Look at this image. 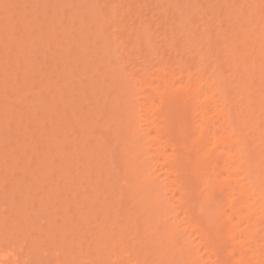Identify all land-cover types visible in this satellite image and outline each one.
<instances>
[{"label": "bare ground", "instance_id": "1", "mask_svg": "<svg viewBox=\"0 0 264 264\" xmlns=\"http://www.w3.org/2000/svg\"><path fill=\"white\" fill-rule=\"evenodd\" d=\"M4 1L8 3L9 0H4ZM100 1H102V0H98L97 2L95 0L94 1V2H96L95 4L92 1V3H91L92 5H90L89 7L91 8L93 6L96 9L98 7V9H97L98 11L96 12L95 9H94V11H95V13H99L100 18H101V19H99L100 21L105 17V19L102 20V22L104 21L103 23H99L98 22L99 25H100L99 29H101V30H99V29L98 30H99V33L103 36L102 41L105 39L106 42H108V44H110V45H108L104 41L105 44L101 45V47H103L102 51L103 50L106 51L105 53L110 51L109 53L113 56L112 57L109 54L107 58L111 59V57H112V59L113 58L115 59L116 56H117V53H114V51H116V49L118 50L119 45L116 46V48H114V46L111 45V44L117 45V43H120V41H118L119 38L117 40L114 39L115 36H117V35H119L121 33V36H122L120 38L121 42L125 38L126 40L123 41V42H126L125 44H127L128 46L130 44L129 41H131L132 43H133V41H135L134 39L131 40L132 39L131 36H133V32L135 33V31H134V29H132V30L129 29L131 26H134V24H135V27H136L135 30L137 29V31H136V33L134 35H137V40L135 41V43H136V45L138 47V50L140 48L141 51H143V48H145L146 51L145 52L143 51L142 53H146L147 52V54L146 55L141 54V55H143L142 58L140 57V55L136 56L138 58V60H135L136 57L133 56V55L131 56V54H130L131 57H135V59H133V60L136 61L137 63H139L138 61H141V63H140L141 65H142V63H144L143 64L144 68L143 67L142 68H138V70H137V67L139 65L138 64L137 67L135 66L136 67V70H135L134 65H136L137 63L135 62L136 64H134V63L132 64L130 62V59H125L126 56L124 55V52L125 51L128 52V49L125 47L126 49H124L123 52H120L122 50L120 48H119L120 49L119 52L116 51V52H118V54L119 53L121 54V55L119 54V56L121 58V61L117 62V63L121 64V67H120V65L116 66V67H117V69L119 71L123 69L122 70L123 74H119L118 73V76H117L118 77L117 79H119V80H120V78H122L119 81V82H122V83H118L117 82L121 86H119L120 88L118 90H116V91L118 93H120V96H122V99L125 97L122 100L124 102L122 103L121 99L117 98V95H116V96L111 97L112 99H109L110 102L108 100L109 105H106V106L107 107L109 106L108 107L109 112H108V110H106L107 108H103V107L101 108V106L99 107V109L101 108V110H103V109L106 110V112H108V115H110V114L112 115V117L110 116V119L112 118L114 126H112L113 130L111 132H113L112 134H114V133H116V134H115V136H111V137L112 138L116 137V139L114 138L115 141H113L114 139H112V142H114V146H113V144H112V146H113L114 149L116 147L115 152H114L112 146L110 144H108V142H110L109 139H111V137L108 135V134H110L109 131L111 129V127H110V125L108 123H107L106 127H105V125L99 127L100 124L97 121H94V123L96 122L95 125H93L91 123L92 124L91 127L88 124V127H90V129L92 128L91 130H93V131L96 130V132H98L97 131V126L99 125L98 129L101 131V133H103V135L101 134V138H100V139H103V142L100 141V139H99L100 142H98L96 144H93L96 141L94 139H92L93 143L91 142V144H93L94 147L89 145L90 142H88L89 144L87 143V141H89V140H85V139H91L92 138L91 136H89V138H88L87 135L85 134L86 137H84L85 139H83L84 143H82L83 141L80 140V138H78L81 141V146H82L83 150L87 149L86 153L89 154L91 152L92 155L96 159H97V157L99 158L98 161L95 159L96 163H97V164H95V166H97V167H94V165H93L92 167H94V169H92V171H95V170H97L98 172L100 171L99 173L97 172V174H95V175L99 176L100 178L102 177V178H101V183H100V180H98L99 178L98 179L94 178L95 180H98L99 183L96 182L95 180L93 181V179H90L91 183L90 182L86 183V181L87 182L89 181L88 179H89L90 176H92L91 174L93 173L92 172L90 174V172H91V168L90 167L92 165L91 161L93 160V158H91V155H89V156L85 155L83 153V151L80 152L79 153L80 155L82 153L84 155V156L81 155L82 157H84L85 159H88V157H90V159H92V160H90V159L86 160V163L88 164V166L87 165L85 166V164L83 163L84 166H82V168H84V167L87 168V169L84 168L85 170H83V171H82V168H81L82 164L80 163L81 164L80 165L81 169L79 168L80 169L79 171H81V172L77 171V174H76L78 178L74 174L75 179L77 178L75 181L77 182L78 186L77 185L76 186L74 185V186L77 187V188L79 186H82V188L86 186V188H88V189L84 188L85 189L84 190L82 188H79L80 191L78 189L75 190L77 193H75L74 190L72 189L73 192H74L72 194L73 197H74V199H73L74 201L72 203L70 202V204L75 205V203H76L78 205H75L74 209L72 208L73 210L70 209L71 207L69 209H67V207L65 206L66 207L65 208L66 212L64 210L63 213L65 212V215H68L67 212L72 210V212H76V213H74L76 215V219H79V218H77V215L80 212L79 210L81 208L79 206V204L84 202L82 204L83 207L81 208L82 209L81 213L83 212L82 213L83 217H80V219H79V221L82 220V222H79V223L80 224L82 223V225H83L84 220L88 221L89 218H90V217L87 216L88 215L87 214L88 207L92 204L91 207L94 206V208L93 207L92 208L95 209V206L98 203H97V201L95 202V200H97V199L94 200V198H96V197L100 198L102 196L101 197V201L102 202L101 201L99 202V200H98L99 204H101V205H99V204L97 205L98 206L97 207V209H98L97 211L98 212L94 211L95 213H92L91 212L92 210L91 211L89 210L91 212V214H90V212H88V213L91 215V217L93 218V221H94V218L98 217V214L96 215V213L100 214L101 213L100 211L103 210L102 214H104V215L103 216L100 215L102 217V218L100 217L101 218L100 222H103V221L105 222V219L107 220L108 217L111 216L112 213L111 214L109 213L111 211V212L114 213V215H115L114 218L115 219L112 218L113 216H111V220L107 221L106 223L103 222V224L101 223L102 225L106 224V226H103V227L100 226V228L97 227V228H99L101 230H99L98 232L96 231L97 233L95 235L97 237L95 235H93L94 240H92L91 242H89V240L87 239V237L90 239L91 234H88V232L87 233L86 232H84V233L78 232L77 233V231H76L77 229L76 230H72V228H70L73 232L75 231L74 235L77 236V237H75L77 240L79 238L81 242L87 244V246H86L87 249L86 250H88V252H89V254L86 253V254H84L82 256H80L79 253L75 252L74 258L77 259L78 256H80L79 259L80 258L81 259H80V262L78 264H264V0H243L245 2V4H244V2L242 0H238V1L237 0H230V1H232L231 3H234L235 1L238 2V4L235 2L236 4H234V5H232L230 3V1H229V4H228V0H227V4H226V0L223 1L224 4H221V3L217 2L216 3L217 6L219 4L220 7H221L219 9H222V7L231 8L230 6L237 5V6H235V8L232 7L233 9L231 8V9L228 10V8H227V13L226 14H224L226 8H223L224 12L223 13H222V11H220V12L222 14H224L225 18L222 15V17L220 19L221 21L219 20V22L221 24L222 21H224L225 19H227V21H228V19L235 17L236 21L234 22L235 19L233 20V22H234L233 24L237 23L235 25V28L232 27V26H228V25H230L232 23V19H231V21L229 20L230 24L227 23L226 20H225L224 21L225 23H223V24H225V26L223 24H221L219 26L218 21L215 24L214 23V18L216 17L217 19H219L218 17L221 16L220 15L221 13L218 12L219 9L212 10V8H213V5H212L211 6L212 8H210V10H211V12H210L211 15H210L209 8H206V6L205 7L202 6L205 3L204 4L202 3L200 5L201 2H204L203 0L202 1L201 0H196V2L194 1L196 4H199V5H197V7H199V9H200L199 14H200L201 17L203 16L202 19L204 21L202 20V24H200L197 27H194L195 29L194 28H193V30L191 29L192 31H190L191 32L190 34H191L192 38L194 37L193 40L190 38L191 41L189 40V38L188 39L184 38L185 35L190 37V35L188 34V31H187L189 29V27H187V26H189L188 23L185 22L187 24V26H183V27H181V24L178 25L179 21L182 23V21L180 19H182L184 17L183 14L186 11H184V9H182L183 7L181 8V6H182L181 0L180 1L177 0L181 4V6H179L177 4L178 8H180V9L177 8L178 11H175L173 9L171 12L172 13H173V11L175 12V14H174L175 18H178L179 21L177 19L175 20V18H174L173 19L174 24H173L171 21H169L167 19L166 20L169 21V23L173 24L174 26L177 23V25L174 27L176 29V33L178 31L177 29L180 28L179 29L180 32H181L180 36L184 38L185 42L182 40L183 38L181 40L179 39L180 36L178 38H177V36L174 37L175 39H172L173 37L170 38L171 35L172 36H175V35H173V33L171 32V28H173V27H171L169 23H167V24H169L170 29L169 28L167 29L165 27L168 30L169 33H166L167 30L165 31V29H163L165 31V32H163L164 36L163 37L160 36V35H163V34L160 33V31H158L160 33V35L157 36L156 32L154 31L157 28H155V29L153 28L154 25L157 24L155 22L157 20V18H156V16L155 17L153 16L154 18H152L150 16L151 14L148 13V12L145 15V13L142 12V10L144 9V7L142 5H141L142 8L140 7L141 10L139 8V10L136 9V11H135L134 10L135 8H133L134 12L135 13L137 12L136 14H130L128 12L129 16L127 18H130L128 20L131 21L132 24L130 22H128V20H127V22L130 23L127 26H130V27L129 28H125L122 31L121 30L118 31L117 27H119V25L121 26L122 22H123L122 20L125 19V18L122 17V15L120 13V10L123 9L124 7L121 8V6H120L121 9L117 10L119 16L121 15V17H120V20L122 21L121 22V21L118 20L119 17L117 18V21H116V16H118V14H115L116 9L115 8H110L113 5L112 6L111 5L108 6V4L113 3V2L121 4L122 1L121 0H105L107 3L103 1L104 4H102V2L99 3ZM142 1L144 2L145 0H142ZM163 1L162 0H150V2H149V0H147L146 2H148L149 4H151V2H152L154 5L155 4L156 5H161V4H163ZM214 1L216 2V0H214ZM241 1L243 2L242 5L244 4L243 6H241ZM5 2H2L3 5L0 3L2 5V6L0 5V9H1V7L2 8L4 7V3ZM31 2H32V0H31ZM56 2H58V0ZM59 2L62 3L63 0H62V2L59 0ZM85 2H86V0H85ZM143 2L141 4H144ZM160 2H162V3L158 4ZM187 2H189V1L186 0L184 3L187 4ZM34 3L36 4V2H34ZM63 3H67L68 4V2H63ZM89 3H90V0H89ZM124 3H127V2H124ZM131 3L133 4L132 0H131ZM138 3L139 2H137V4ZM165 3H167V2H165ZM172 3H173V1H172ZM172 3H171V0H170V7H168L169 11L172 8H174ZM54 4H56V3H54ZM54 4H52V7H53ZM57 4H59V3H57ZM67 4H65V5L67 6ZM99 4H101V5H99ZM137 4H135V6ZM149 4H146V5H149ZM225 4L227 6H224ZM76 5H77V3H76ZM125 5H122V6H125ZM131 5H130V7H131ZM152 5H150L151 10H153V8L155 7L154 5L152 7ZM174 5H175V2H174ZM47 6H50V5H47ZM63 6L64 5H62V8H63ZM165 6H169V3H167ZM200 6H201V8L203 7L202 9L205 8L206 10H209V11H203L200 8ZM19 7L22 8V6H19ZM19 7H17L16 9H18ZM127 7H129V6L126 5V8ZM62 8H60V9H62ZM99 8L100 9L102 8V9L99 10ZM116 8H118V5H117ZM236 8H238V9H236ZM14 9H15V7H14ZM22 9H24V8H22ZM58 9H59V7H58ZM106 9L110 10L109 11L110 13L107 12ZM114 9H115V11L113 12ZM155 9L156 8H154V11H155ZM188 9L190 10V8H188ZM8 10H10V9H8ZM8 10H6V11L9 13ZM27 10H28V12H30L29 10H31V9H27ZM55 10H57V8ZM103 10H104V12H103ZM20 11L18 10V12H20ZM53 11L54 10L50 11V13L53 12ZM67 11H66V13H68ZM74 11L75 10H73V14H75ZM31 12L34 13V9H32ZM35 12H36V10H35ZM58 12H60V11H58ZM84 12H83V14H84ZM87 12L89 13L90 11H87ZM141 12L144 14V16L140 14ZM151 12H153V11H151ZM155 12L152 13V14L155 15ZM160 12L163 13L162 11H160ZM193 12L195 14L196 11L194 10ZM212 12H213V14H212ZM60 13L61 14L65 13V10H64V12L62 10V12H60ZM91 13H94V12L91 11ZM104 13L107 14V16H105ZM122 13H123V11H122ZM159 13H158V15L160 17L161 13L160 14ZM172 13H169V14H172ZM208 13H209V15H208ZM217 13H219V14H217ZM6 14L7 13H4V15H6ZM10 14H12V12ZM10 14H8L9 19H11V17H12V15H10ZM24 14H26V13H23L22 16L25 17ZM80 14H81V12H80ZM102 14H103L104 17H102ZM187 14H188V12L185 13L186 16H187ZM190 14H191V16L188 14V16H190L188 18L185 16L186 17L185 19L188 22L189 21L191 22V20H192L191 18H194V17H192L193 13H190ZM215 14H216V16L214 17L213 15H215ZM69 15H71V14H69ZM108 15L109 16L111 15V18L108 17ZM174 15H172V16H174ZM217 15H218V17H217ZM227 15L229 16V18H228ZM231 15H233L234 17H232ZM48 16H50V15H48ZM81 16H82V14L80 15V17ZM211 16H213L214 18L211 17ZM8 17L7 18L5 17V19H8ZM24 17H23V19H24ZM27 17H25L26 20H27ZM35 17L38 18L40 16H38V15L36 16L35 15L34 18ZM65 17H66V20L69 18L68 20L70 22L71 21L74 22L77 19V17H74V16L73 17L76 18L75 20H73L74 19L73 17H71L72 19L70 18V16L68 17V15L65 16ZM80 17H78V18H80ZM90 17L94 18L92 16V14L90 15ZM107 17H108V19H107ZM145 17H151V19H153V20L156 19V20L153 21V22H155V24L153 22L151 23V19L150 18H145ZM163 17H165V16H163ZM63 18L61 19V21L63 20L62 22H64ZM109 18L112 21H110ZM30 19L32 20L31 17H30ZM94 19L93 20L91 19V21H90L91 26L95 25V23L94 24L92 23V21L95 22ZM106 19L109 20L108 21V22H110L109 25H112V23H114L112 25L113 27L111 26L112 28H114V30L116 29L115 31L111 30L112 34L114 33L113 35H111V32L108 31V30H110L109 29L110 26L108 25V22H106ZM187 19H189V20H187ZM35 20H36V18H35ZM52 20H53V18H52ZM68 20H67V22H68ZM161 20H162V17H161ZM21 21L22 20H20L18 23H16V25H13V26L17 27V24L19 25ZM44 21H46V20H44ZM84 21H87V19L84 18ZM115 21L116 22L119 21L121 24L117 25V23H115ZM145 21H146V23H145ZM147 21H149L150 23L147 24L148 23ZM75 22H78V21H75ZM75 22L74 23H70V25L75 24ZM124 22H125V25H122V26L126 27V24H128V23L125 20H124ZM190 22H189V24H190ZM25 23H26V26H28L27 24L29 22H25ZM164 23L163 22L160 23V26H161V24H164ZM48 24L46 23V25H48ZM90 24L87 23L88 26ZM4 25L6 26V24H4ZM8 25L9 24H7V26ZM20 25H23V24H20ZM31 25H33V27H36L34 25V22ZM44 25H45V23H44ZM51 25H52V23H51ZM68 25L69 24H67V26H65V25H63V26L70 28V25L69 26ZM96 25H97V23H96ZM96 25H95L94 29L97 27ZM5 26H3V27H5ZM26 26H25V28H22V26H20V27L23 30V29H26ZM39 26H41V25H39ZM106 26L109 27V28H106ZM156 26H158V25H156ZM221 26L225 27L224 30L221 29ZM77 27H78V24H77ZM79 27H81V25ZM79 27L77 28V30L79 29ZM142 27L144 28L143 30H142ZM9 28H10V26H9ZM40 28L41 27H39L38 31L40 30ZM87 28L89 30V27H87ZM174 28H173L172 31H175ZM227 28L228 29L231 28V30L229 29L230 30L229 31ZM2 29L6 30L4 28H2ZM18 29H17V31H18ZM106 29H108V30H106ZM10 30H11V28H10ZM32 30H30V31L27 30L28 31L27 35L29 34V32L31 33ZM44 30L46 31V29H44ZM77 30H74V31L77 32ZM82 30H84V29H81V31ZM88 30H85V31H88ZM90 30H92V28ZM214 30L216 31V33H214L215 32ZM17 31H16V33H17ZM20 31H21V29H20ZM40 31H39V33H40ZM59 31L61 32V29ZM59 31H57L58 34H59ZM74 31H70L69 30L68 33H70V32L76 33ZM101 31H102V33H101ZM106 31L108 33L110 32V35ZM7 32H8V29H7ZM49 32H50V29L47 31L46 34L45 33H44V35L42 34L44 36L43 40L45 38L48 39V37L46 36L47 34H48L49 37L52 36L51 33H49ZM118 32H120V33L116 35V33H118ZM195 32H197V35H199V37H200L199 38L197 36L199 38V39L197 38L198 40L197 39L195 40V34H196ZM68 33L64 32V34H60V36H63L62 38H65V37H67ZM83 33H85V32L83 31ZM192 33H193V35H192ZM10 34H13V32L11 31ZM24 34H23V36H24ZM55 34H56V31H55ZM85 34H88V33H85ZM92 34H94V33H92ZM100 34H99L98 37H101ZM167 34H170V36L167 35ZM31 35L29 37V40H32V42H33L34 40L30 39ZM34 35H35L34 39L37 38L36 37L37 34H34ZM78 35L77 36L80 37V34H78ZM60 36H59V38H60ZM69 36H71V35H68V37ZM96 36H94V37L96 38ZM108 36H112L111 39H109L110 37L108 38ZM159 36L162 39H160ZM213 36H215V37H213ZM7 37H8L9 40H11L10 39L11 36L7 35ZM55 37H57V36H55ZM81 37H83V35H81ZM94 37H92V38H94ZM218 37H220L221 39L222 38L224 39V44H223V42L221 43V41L223 39L222 40L221 39L217 40V43L220 40L219 41L220 43H218V45L220 46L219 51L217 49L218 47L217 46H216L217 48L215 47L216 44H214V41H215L214 39H217ZM85 38H87V36ZM112 38H113V40H112ZM157 38H158V40L160 39L159 40L160 42H162L164 44L166 43V45H165L166 47L163 46V49L164 48L165 49L160 52L161 53L160 54L161 55L160 59L158 58L159 52L157 51V48H158V50L160 49L159 48L160 44L156 40ZM8 39L5 38V40H8ZM52 39L53 38L50 37V40H52ZM99 39L100 38H98L97 41ZM169 39H171V41ZM21 40H24V38L20 39L19 43L23 42V41L21 42ZM48 40H47V44L51 43L50 40L49 41ZM58 40H61V39H58ZM84 40L86 41V39H84V38L79 39V41H80L79 42V46H80V43L84 44V42H85ZM186 40L188 41V43L186 42ZM72 41H73V38H72ZM81 41H83V42H81ZM100 41L101 40H99V42H97V43H99L98 44L99 46L102 43V42L100 43ZM182 41L184 42V44H187L186 47L184 46L185 50L184 49L180 50L179 48H177V47L181 46L180 42L183 45ZM24 42H25V40H24ZM73 42H70L72 44V47L76 43V45H74V47L75 48H77V47L79 48V46H77L78 41L74 42V43ZM114 42H117V43H114ZM39 43H41V42L39 41ZM52 43H51V45L54 47L55 41H54V45ZM144 43L146 44V46H145ZM29 44L30 43H28V46L25 45V47L27 46L26 50L28 49ZM33 44L36 45L35 43H32V45L30 44L31 47L34 46ZM47 44H46V46H47ZM86 44L88 45V43H85V45ZM141 44L143 46H145V47H143ZM148 44H149V46L151 45L149 48H148ZM10 45L12 46V44H10ZM42 45H43V41H42ZM44 45H45V43H44ZM64 45H66V42H65ZM93 45H94V43H92L91 46H93ZM121 45L122 44L120 43V46ZM222 45L223 46L225 45V46L223 47ZM241 45L243 46L242 49H241V47H238V46H241ZM20 46H23V50H24V45L21 44ZM37 46L40 47V45H37ZM46 46L43 47V48H45L47 50ZM94 46H96V45H94ZM112 46H113V48L115 50L112 48ZM131 46H133V45H131ZM141 46H142V48H141ZM236 46L239 49H236ZM48 47H50V46H48ZM80 47H83V45L81 44ZM106 47H108V49H107L108 51L106 49H104ZM109 47L112 48V50H110ZM17 48H19V47H17ZM54 48H56V47H54ZM61 48H62V46H61ZM70 48H71V45L69 46V48H67L68 50L66 49L64 51V54L67 53L66 51H69V50L72 49V48L71 49ZM225 48H226V50H225ZM40 49H42V48L40 47L39 50ZM45 49H44V51H45ZM60 49H57V50L59 52H61L62 50L60 51ZM63 49H64V47H63ZM81 49H83V48H81ZM216 49H217V52L213 51V50H216ZM223 49L225 51H223ZM55 50L56 49H54V53H55ZM85 50H87V49H85ZM220 50H222V51H220ZM236 50H238V51H236ZM31 51H32V49H31ZM48 51L50 53L49 49H48ZM51 51H53V49ZM184 51H186V52H184ZM187 51H189V53H192L193 56L189 57L191 54L187 53ZM23 52H26V51H23ZM23 52H21V53H23ZM70 52L71 51H69L68 54L71 55L73 51L71 53ZM79 52H80V54L81 53L84 54L85 51L82 52V50H79L78 53ZM211 52L213 54H211ZM214 52H215V54H214ZM19 53H20V50H19ZM62 53H61V55H62ZM93 53H91V50H90V55H92ZM50 54H48V55H50ZM52 54H53V52H52ZM115 54H116V56H115ZM138 54H140V53H138ZM54 55H57V53L54 54ZM54 55H51V56H54ZM86 55L84 54L83 56H86ZM164 55H167L168 57H166V56L164 57ZM68 56L66 54V57H68ZM75 56H77V55L75 54ZM75 56H73V54H72V57H75ZM80 56H82V54ZM186 56L188 57V60L186 59L187 58ZM54 57H56V56H54ZM78 57H79V54H78L77 58ZM184 57H186V58H184ZM147 58L149 59L148 61H146ZM197 59H198V61H197ZM61 60H63V59H61ZM71 60H72V58H71ZM84 60H83V62H84ZM153 60L154 61L156 60L154 64H156L158 66H156V65L154 66L153 65V63H152V62H154ZM157 60H158V62H157ZM67 61L70 62V59H67L66 62ZM159 61H161V62H159ZM27 62L28 61H26L25 63H27ZM78 62H77V64H78ZM59 63L61 65V61H59ZM86 63H85V65H86ZM92 63H95V61L92 60ZM158 63H160V64H158ZM17 64H18V62H17ZM28 64L31 65V63H28ZM68 64L69 63H67V65ZM62 65H63V63H62ZM62 65H61V67H62ZM72 65H74V64L72 63ZM34 66L36 67V65H34ZM65 66H66V64H65ZM82 66L84 67V65H82ZM96 66H98V65H96ZM129 66H133V68H132L133 70L129 69L130 68ZM17 67H18V65H17ZM80 67H81V64H80ZM99 67H101V66H99ZM0 68H1V70H3V71H1L2 74L6 72L7 68H5V70L2 69L1 66H0ZM3 68H4V66H3ZM9 68H13V67H9ZM19 68H20V66H19ZM37 68H38V66H37ZM48 68H50V67H48ZM55 68H57V65L55 66ZM58 68H60V66H58ZM111 68L112 67H110L109 69L111 70ZM120 68H122V69H120ZM46 69L47 68H45L44 70L46 71ZM72 69H73V66H72ZM87 69H88V66H87ZM15 70H17V69L15 68ZM61 70H63V67L61 68ZM61 70H60V73H61ZM78 70H76V71L78 72ZM38 71H40V70L38 69ZM53 71L55 72V70H53ZM72 71H74V69ZM54 72H53L52 75H54ZM88 72H89V70H88ZM114 72H115V74H117L116 71H114ZM114 72H112V73H114ZM16 73L17 74H15V75L13 74L15 79L17 78L15 76H17L19 74L18 72H16ZM43 73L45 74V72H43ZM68 73L70 74V72H68ZM79 73H80V71H79ZM226 74H228V75H226ZM20 75H22V73ZM42 75L43 74L41 73V76ZM48 75H49V73H48ZM48 75H46L47 78H50L51 76L50 75L48 76ZM5 76H7V75H5ZM26 76H27V74H26ZM26 76H24V77H26ZM80 76H81V74H80ZM119 76H121V77H119ZM20 77L22 78L23 75L20 76ZM20 77H19V80H20ZM32 77H35V76H32ZM36 77H38V76H36ZM83 77L84 76H82V78ZM54 78H55V76H54ZM58 78H60V76ZM61 78H62V76H61ZM15 79H13V80L16 81ZM40 80H42V78ZM22 81L25 82L24 80H22ZM38 81H39V79H38ZM46 81H45V84H46ZM86 81H85V83H86ZM17 82H19V81H17ZM32 82H34V81H32ZM0 84L3 85V83H0ZM24 84H26V83H24ZM24 84H21L20 88L22 87L21 89H23L25 91V89L23 88ZM26 85H28V84H26ZM63 85H64V83H63ZM61 87H64V86L61 85ZM98 87L99 86L97 85V89H96V87H93L92 90L95 88L96 90L99 89V91L102 92L103 91V87L102 88L101 87L98 88ZM46 88H48V86H46ZM65 88H67V87H65ZM116 88H118V86H116L114 89H116ZM1 90H7V89L5 88V89H1ZM96 90L92 91V92H95L93 94H96ZM43 91H44V89H43ZM48 91L47 92H46V90L44 91L45 93H47L46 96H49L50 92L54 91V90H48ZM5 92H7V91H5ZM40 92H42V91L40 90ZM69 92H71V90ZM86 92L87 91L83 92V94L86 93ZM38 93L39 92H37V94ZM54 93L55 92H53V94ZM73 93H70V94H73ZM5 94H7V93H5ZM5 94L2 93V96L5 95ZM39 94L41 95V93H39ZM55 95H57L58 97L55 96ZM55 95L54 96L57 97L56 100L54 99L55 97H52L53 98L52 102L54 103L55 107H59L60 108V106H61L62 108L65 109V111L63 110L62 112H64V114H67L66 113L67 112V108L66 107H68L69 104L66 106V104H64V102H63L64 99H62L63 98L62 96H65V95H63V93H61L60 91L57 94L55 93ZM77 95H79V94H77ZM84 95H88V94H84ZM17 96H18V94H17ZM50 96H52V92H51ZM89 96H90V94H89ZM4 97L6 99L9 98V97L7 98L6 96H4ZM82 97H83V95H82ZM91 97H92V95H91ZM18 98L20 99L19 101L17 99H15V98L14 99L17 100L20 103L23 100L22 99L23 97L20 98L18 96ZM25 98H27V97H25ZM59 98H61V99H59ZM68 98L70 99V97H68ZM73 98H74V96H73ZM89 98L90 97H88V99ZM9 99H11V98H9ZM65 99H66V97H65ZM76 99H77V97H76ZM78 99H80V98H78ZM96 99H95V101H96ZM25 100H27V99H24V101H22V102L24 103ZM37 100L40 101V97ZM51 100L52 99H49L48 101L50 102ZM106 100L107 99L104 98L102 103L105 102L104 104H106L107 103ZM111 100L114 103H116L115 102L116 100L119 101V104L116 103L117 106H116V104L113 105V106H114L115 109H116V107H118L117 108L118 110L119 109L121 110L124 107L123 111H121L124 114L121 115V113L117 112L118 110H115V109L113 110L112 109V104H110ZM0 101H2V99ZM6 101H8V100H6ZM10 101H9V103H10ZM13 102H16V101H13ZM44 102H45V100H44ZM93 102H94V100H93ZM1 103L2 102H0V104ZM19 103L16 104V105L22 106ZM68 103H69V101H68ZM82 103H81V105H82ZM96 103H97V105H98V103H100L99 102V98H98V101H96ZM91 104H94V103H91ZM2 105H4V104L2 103ZM120 105L121 106L123 105V107L120 108ZM10 106H12V103H11ZM14 106H15V104H14ZM32 106H34V105L32 104ZM47 106H49V105H47ZM102 106H103V104H102ZM55 107H54V109H55ZM2 108H3V106H2ZM76 108H78V107H76ZM79 108H81V107H79ZM109 108L112 111H110ZM71 109H72L71 110V114L72 113L75 114L73 108H71ZM92 109H94V108H92ZM2 110H4V108ZM5 110H7V109L5 108ZM124 110H127L126 113L124 112ZM8 111H9V113L8 114L6 113L7 115L6 114L5 115L1 114L2 112L0 113L1 115H3V117L1 119L4 118V120H5L6 116H7V118L8 117L9 118H11V117L14 118L13 116H11L12 109H11V111L8 109ZM29 111H31V110H29ZM32 111H34V108H33ZM90 111H88V112H90ZM106 112H105V115L107 114ZM34 113L35 114H39V113L41 114L42 111H40V112L35 111ZM48 113H49L48 115L51 118L50 112H48ZM51 113H52V110H51ZM57 113H59V112H57ZM26 114H28L29 116L28 115H25V116H28L29 118L32 117L28 112ZM55 114H56V112H55ZM86 114H83V115H86ZM8 115H10V116H8ZM16 115H18V114H16ZM35 116H40V115H35ZM35 116H33V117H35ZM19 117H21V115ZM33 117H32V119L30 118L31 121H33ZM41 117H42V115H41ZM44 117L40 118L41 119L40 122H39L40 125L43 126V124L47 123L46 124V126H47L48 123H49L50 126L49 125L48 126L53 128V125H51V122H49V120L45 123V121L47 120L48 116L46 118H44ZM74 117H76V116L74 115ZM9 118L6 119V124H7V121H10ZM27 118L25 117V121H26ZM42 119H43V122H41ZM71 119L73 120V118H71ZM75 119H74V121H77V118H75ZM84 119L86 121H88L85 117H84ZM110 119L108 120V118H107L106 121H109V123H110ZM15 120L17 122V119H15ZM96 120H98V117L96 118ZM36 122H37V120H36ZM89 122H91V121H89ZM19 123H20V121H19ZM27 123L29 124L31 122L28 121ZM39 123L37 122L36 126ZM75 123L77 124V122H75ZM75 123H74V127H75ZM84 123H87V122H84ZM4 124H5V121H4ZM55 124H56V122H54V125ZM103 124H105V122H103ZM32 125H35V123H33ZM44 126H43V128L46 129V127H44ZM70 126H69V128H70ZM49 127H48V129H49ZM80 127L82 128L83 126H80ZM85 127H87V125ZM85 127H83V128L85 129ZM114 127H116V128L114 129ZM38 128H39V126H38ZM62 128H61V130H62ZM20 129H22V128H20ZM23 129L25 131L28 130V128L27 129L23 128ZM74 129L72 127V129L70 131H68V132H71ZM76 129L79 130V127L76 128ZM24 130H22V131H24ZM46 130H44V131H46ZM19 131H21V130H19ZM79 131H81V129ZM28 132H30V131H28ZM52 133H53V131H52ZM81 133L84 134L83 132H81ZM85 133H87V132H85ZM0 134L1 135L3 134V132H1V130H0ZM36 134H38L37 131H36ZM39 134H40V132H39ZM90 134H92V136L95 135V136H93L95 138H97V136H99V133L97 135L94 134L93 132L90 133ZM46 135H49V134H46ZM71 135H73L72 137H74L75 133H73ZM23 136H25V138L29 137V136H26L25 134ZM77 136L79 137V135H77ZM77 136H76V138H77ZM108 136L110 138L109 139H105ZM19 137L22 138V136H19ZM32 137H33V135H32ZM0 138H3V137L1 136ZM82 138H83V135H82ZM105 140H108V141H105ZM116 140L119 141V142H117ZM1 141L2 140H0V142ZM47 141H48V139H47ZM60 141L61 140H59V142ZM50 142L52 143V141H50ZM68 142H71V141H68ZM116 142L118 144L115 145ZM49 143H47V144H49ZM100 143L101 144L103 143L102 145L104 147H105V144L111 146V147H109L110 150L111 149L113 150L112 152H109L111 155L108 153V150H107L106 147L104 148V151H101V150L97 149L98 147L101 149ZM119 143L121 145H119ZM20 144H22V142ZM20 144L18 146V149H19V147H21ZM44 144L47 145L46 143H43L44 147H45ZM61 144H62L61 145L62 149L66 147V144H65V147H63L64 146L63 143H61ZM68 144L71 146V143H68ZM49 145H51V144H49ZM73 145H74V143H73ZM78 145H79V142H78ZM117 145L119 147H117ZM54 146H52V147H54ZM23 147H25V146H23ZM48 147H47V150L49 149ZM25 148L21 149L20 151H22V152L25 151ZM54 148L58 149V150H61L60 146H59V148H56V146ZM68 148H69V146H68ZM27 149H28V147H27ZM55 149H53V150H55ZM91 149L92 150L95 149V150L92 151ZM116 150H118V153H117ZM121 150H122V153L124 155H122ZM32 151H35V148ZM88 151H90V152H88ZM97 151L98 152L101 151V152L100 153H96ZM16 152H17V150H16ZM62 152L64 153V151H62ZM29 153H30V151H29ZM42 153L43 152H41V154ZM59 153H61V151H59ZM114 153H116V154H114ZM104 154L107 155L106 156L107 159H105L106 157L104 156ZM32 155H34V153ZM32 155H30V156L32 157ZM37 155H35V156L38 157ZM76 155H78V152L76 153ZM100 155H103V156H100ZM117 155H118V157H122V158L126 157L127 158V159L124 158V160H122L121 158H120L121 160L119 159L120 161H124V163L126 165H124L122 162H117L116 163V161L114 160V157L118 160ZM30 156H29V158H30ZM57 156H59V154H57ZM60 156L61 157H66V156H63V155H60ZM23 157H25V156H23ZM47 157H49V156H47ZM55 158H57V157H54V158L52 157L53 160ZM38 159L41 160V158H39V157H38ZM62 159H60V160H62ZM75 159H74V161H75ZM80 159H82V158H80ZM108 159H110V160L108 161ZM125 159H126V161H125ZM28 160H27L28 162H26L28 164H25V166H24L26 168L23 167L26 171H23V170L20 169L21 173L19 171L15 173L16 169L14 170L15 174H18V173L19 174H23L22 176H24V177H20L19 180L22 181L21 183H23V181H24V183L26 185L23 184V186H25V187L27 186L28 183H26V179H25L26 174L24 172L28 173L29 169H27V167L30 168L29 166L32 165V162H30V159H28ZM36 160L34 159L33 161L37 162ZM56 160L57 159H55L54 161H56ZM70 160L73 161V158H70L69 161ZM76 160H79V158L76 159ZM105 160L108 161L107 164H111V165L114 164L113 165L114 167H112V168L109 167V166L108 167L110 169H115V170L117 169L116 172L117 173H118V171L120 172V173H118L119 176L115 175V174L113 176L112 173H114V171L112 172V170H109V168L107 167L106 163L104 165H105L106 169H108V171L106 170L107 172L102 173L103 176H101L100 173L102 171H105V169L102 170V167L104 168L103 162ZM17 161H21V160L17 159ZM64 161H65V159H64ZM82 161L85 162V160H82ZM99 161L102 163V165H101V163ZM114 161H115V163L117 165H115V163H113ZM30 163H31V165H30ZM39 163H40V161L37 162V164H38L37 167L38 168L41 166ZM46 163H45V161H43L42 164H44V165H42L40 168L44 169L45 165H46L45 168L46 167L48 168V166H50L49 165L50 163H48V162H46ZM59 163H60V161H59ZM92 163H95V162H92ZM118 163H120L123 168L121 166H119ZM14 164H16V163L14 162ZM20 164H18V165H20ZM69 164H67V165H69ZM52 165H53V163H51V166ZM60 165H62V164H59V166ZM73 165H76V164H73ZM73 165H71V168H72ZM116 166H118L119 168H122V169L125 168V170L122 171V169H121V171H120L119 168L116 167ZM4 167L5 166H2L3 169H4ZM19 167L21 168L22 166H19ZM34 167H36V166H34ZM56 167H54V168L56 169ZM65 167H67V166H65ZM68 167L70 168V166H68ZM99 167H100V169H99ZM69 168H67L68 173H69ZM77 168H76V170H78ZM33 169H35V168H33ZM58 169H59V167H58ZM58 169L57 170L52 169L53 171H49V173L54 172V171L57 172V171H59ZM35 170H39L38 172L41 171L40 169H35ZM74 170H75V168L73 169V171ZM22 171H23V173H22ZM44 171L45 170H43V172ZM62 171H63V169H62ZM11 172H13V170ZM14 173H11V175H13ZM29 173H32V170ZM29 173H28V175H30ZM49 173H48V175H50ZM57 173H52V174H57ZM59 173L57 175H59ZM108 173H109V175H108ZM126 173H128V174H126ZM45 174H47V172ZM72 174H73V172H72ZM57 175H56V178H57ZM87 175H88V177H87ZM111 175L114 178L115 177H117V178L120 177L119 181H121V182H117L116 183L115 180H117V178H115V179L113 178V180H114L113 181L110 178ZM62 176H63V178H61L60 180L64 179L65 177L70 176V174L66 175V176H64V174H62ZM82 176H85V177H82ZM104 176H106L107 179H103ZM130 176H132V177H130ZM93 177H94V175L92 176V178ZM59 178H60V176H59ZM85 178H86V180H85ZM126 178H127V180L129 182H125ZM1 179H2V177L0 178V180ZM7 179H9V178H7ZM23 179H25V180H23ZM71 179H73V178H71ZM78 179H79V181H78ZM109 179H110V181L111 180L113 181V182L111 181V183H113V184L110 183ZM19 180H17V181L19 182ZM80 180H81V184H78V182L80 183ZM1 181H3V182L0 183V186H1L0 189L2 191V192L0 191V193H1V195H2V193L5 195L6 192L4 191V189L6 188L5 186L7 184L5 186L3 184L6 183V181L8 182V180L4 181V179H3ZM17 181L15 182L16 184H18ZM69 181H72V180L69 179ZM92 181L94 182V184H96L97 187L93 186V188H92V185H94L92 183ZM10 182H9V184H10ZM37 182L39 183V181H37ZM72 182L74 183V181H72ZM76 182H75V184H76ZM114 182L116 184H114ZM31 183L35 184L34 181L31 182ZM57 183L60 184V181L57 182ZM65 183H66V181H65ZM59 184L56 185L58 187L56 190H59V188H60ZM71 184L69 183V185H71ZM86 184L87 185L90 184L91 187L90 186L87 187ZM19 185H21V184H18V186ZM50 185H52V184L50 183ZM61 185H63V184H60V186ZM98 185H100V186H98ZM28 186H30V185H28ZM65 186H67V185H65ZM65 186H64V188H65ZM37 187H39V186H37ZM44 187H46V186H44ZM49 187H51V186H49ZM53 187H55V186H53ZM94 187L96 188V190H95ZM16 188H18V187L16 186ZM16 188H15V191H16ZM19 188H20V186H19ZM68 188H69V186H68ZM68 188H67V190H68ZM26 189H28V187H26ZM13 190H12V194H13ZM19 190L22 191L21 188ZM30 190L31 189H29V191ZM56 190H55V192H56ZM82 190L85 191L84 193H86V191H89L90 193H97V195L93 194L91 196L90 195H86L85 196V194H82L81 196L84 195V197H86L87 199L88 198L91 199V200L88 199V200H85V201H84V197H81V198L79 197L78 198V197L74 196V194L75 195H77V194L79 195V193L80 194L83 193ZM104 190H106L105 191L106 194L104 193ZM44 191H45V189H44ZM52 191H54V189H52ZM95 191H97V192H95ZM27 192L26 191L23 192L24 194L26 193L24 196H26V195L28 196ZM46 192H47V190H46ZM116 192H117V194H116ZM70 193H72V192H70ZM70 193H69V195H71ZM90 193H88V194H90ZM112 193H114L113 194L114 197L111 196ZM124 193H125V195H124ZM127 193H129L130 196ZM103 194H104V196L105 195L106 196L109 195V196H107L108 197L107 200H109V203L111 205L113 204L112 205L113 208L111 207V205L108 203L107 200L106 201L104 200V199H106V197H104ZM126 194L128 195V197H127ZM7 195H8V193H7ZM14 195H17V193L13 194L11 196L14 197ZM47 195H49V194H47ZM47 195H46V197H47ZM24 196L22 195V197H20V199L21 200L24 199ZM27 196L23 200V203H25L27 201V199H26V198H28ZM29 196L32 197V195H29ZM0 197H2V196H0ZM13 197L11 198L12 201H14L16 196L14 197V199H13ZM44 197H45V195H44ZM73 197H71V199ZM90 197H92V198H90ZM123 197H127L128 199L131 197L130 200H129V204L130 205L126 204V205L123 206V202L124 201L128 202V199L125 198L126 199L125 200ZM9 198H10V196H9ZM33 198H31V199L33 200ZM55 198H57V196ZM76 198L83 199V200H81L82 202L79 201V203H78L77 201L75 202ZM18 200H19V198H18ZM42 200H44V199L42 198ZM53 200L56 201L55 199H53ZM116 200H118V203L116 202ZM33 201H35L36 202L35 204H37L36 200H33ZM45 201L46 200H44V202ZM54 201H53L52 205H57V204H54ZM87 201L88 202L90 201V202L88 203ZM86 202L88 204H90V205H88ZM119 202H120V204H119ZM15 203H16V201H15ZM21 203H22V201H21ZM55 203H57V202H55ZM17 204H19V202ZM35 204H32V205L34 206ZM39 204L40 203H38V205H36V206L39 207L40 206ZM93 204H96V205H93ZM25 205H26V203H25ZM27 205H28V203H27ZM47 205H49V204H47ZM108 205H110L109 207L112 208V209L109 208L110 209L109 211L107 209ZM36 206H34V207L37 209L38 207H36ZM42 206H43V204H42ZM44 206H43V209H44ZM78 206H79V208H78ZM126 206H129V207L126 208ZM3 207H4V204L1 203V205H0V211H1L0 212V217L3 216L2 218L4 219L10 213L7 212V215H3L2 213H5V210H4L5 208L3 209ZM16 207H17V205H16ZM75 207H76L77 211H75L76 210ZM86 207H87V209H86ZM20 208L21 207H19V209ZM40 208H41V206H40ZM40 208L38 209L39 212L42 211V210L40 211ZM47 208L48 207H46L45 209H47ZM53 208H56V206H54ZM63 208H64V206H63ZM83 209H84V211H83ZM104 209H105V211L107 210L106 213H104L105 212ZM3 210H4V212H2ZM56 210H58V209L56 208ZM56 210H55V212H56ZM6 211H8V209ZM18 211H20V210H16V212H18ZM57 212H59V211H57ZM57 212H56V214H58ZM42 213H39V214H42ZM18 214H19V221H18L17 217H16L17 219H15V220H17L19 223L15 221L18 224L17 225L15 224L16 226L14 225V227L10 228V229H12V228L14 229L15 228L14 230L16 232L19 231L23 227V225L25 227L27 226V224H28L27 220L30 221V220L34 219V217H32V219H30L29 217L26 218V216H28V215L25 216V214H22V213H19V212H18ZM69 214L71 215L70 212H69ZM109 214H110V216H109ZM75 215H72L71 217L70 216L69 217L66 216L67 218H65L63 216V218H65V221H67V223L65 222V224L68 225L69 221L72 218H74ZM92 215H94L95 217L92 216ZM9 216L11 217L12 215H9ZM9 216H7V218H6L7 220L9 218ZM43 216H42L41 220L43 219ZM36 217H37V215L35 216V218ZM120 217H123V219L120 220ZM2 218H1V220H2ZM38 218H40V216ZM6 219H4L2 221L0 220V226H3V229H5V224L7 225V222H8V221H5ZM56 219H60V218L56 217ZM53 220H54V218H53ZM96 220L97 219H95V221ZM61 221L64 222V220H61ZM72 221H73V219L71 220V222ZM76 221H78V220H76ZM12 222H14V220ZM100 222H99V224H100ZM89 223H88V225H89ZM73 224H74V222H73ZM75 224L77 226L78 223L75 222ZM29 225L31 227L30 222H29L28 226ZM64 225H63V227H64ZM69 225H70V223H69ZM90 225H89V227H90ZM20 226H22V227H20ZM17 227H19V228H17ZM53 227H55V226H53ZM61 227H62V225H61ZM63 227L62 228L58 227V229L60 228L62 230ZM70 227H75V225L74 226L70 225ZM65 228L66 227H64V230H65ZM77 228L79 229L80 226L77 227ZM83 228H84V226H83ZM3 229L0 228V264H28L29 263L28 262V258H30V257L26 258L25 260H22L19 257V255L22 253L21 251L26 248L24 246V245H26V243L24 244V242H22L18 246V248L5 247L4 244L6 243L7 236L9 237V235H7V234L13 233L14 230H13V232L6 233ZM24 229L25 228H22V231L26 230V229L25 230ZM33 229H34V231H37L39 228L36 229V228L32 227L31 230H33ZM52 229L53 228H52V224H51L49 230L51 231ZM54 229H57V227L54 228ZM58 229H57V231H58ZM60 229H59V231H60ZM67 229H69V228H67ZM10 231H12V230H10ZM54 231L56 233H59L56 230H54ZM20 232H21V230L19 231V233ZM42 232H43V230H42ZM4 233H6V234H4ZM21 233H23V232H21ZM87 234L89 236H87ZM39 235H41V234H39ZM5 236H6V238H5ZM47 237L49 238V236H47ZM9 238H13V237H9ZM73 241L76 242L75 240H73ZM87 241L90 244L87 243ZM51 243H52V245H50V247H52V249L55 250L54 254H56L58 252L55 255V257H57L59 259V256H61V253H62V256H64V254H63L64 252H62V250L64 251L63 246L61 244H59V246L60 245L61 246L59 247L60 250H58V246L57 245L55 246V242L51 241ZM29 247L33 248L34 245L32 244ZM56 247H57V249H56ZM33 253H35V252H33ZM74 261L75 260L72 261L73 263H71V261H70L69 264H74ZM76 262H75V264H76ZM57 263L59 264V260L55 264H57ZM60 264H62V263H60Z\"/></svg>", "mask_w": 264, "mask_h": 264}, {"label": "rangeland", "instance_id": "2", "mask_svg": "<svg viewBox=\"0 0 264 264\" xmlns=\"http://www.w3.org/2000/svg\"><path fill=\"white\" fill-rule=\"evenodd\" d=\"M36 2V4L34 3V2ZM55 0H32V2H31V0H9L8 1V3L7 2H5L4 0H1L0 1V3L2 4V2H5L4 3V7L2 8L1 7V9H0V66L2 67V69H4L5 70V68H7L6 69V72L5 73H3L2 74V72L1 71H3V70H1V68H0V83H3V85L2 84H0V88L1 89H7V90H1L0 91V100L2 99V101H0V102H2L4 105H2V103L0 104V109L2 108V106H3V108H4V110H0V113L1 114H3V115H5L6 113L8 114L9 113V111H8V109L11 111V109H12V114H11V116H13L14 118H9V120L11 121H7V124H6V119H8L7 118V116L5 117L6 119L4 120V118L3 119H1L2 117H3V115H1L0 114V130H1V132H3V134L1 135L3 138H0V140H2L1 142H0V169L2 168V166H5L4 167V169L2 168L1 170H0V178L2 177V179L1 180H3L4 179V181H6V180H8V182L6 181V183H4L3 185L5 186L6 184V188L4 189V191L6 192V196L2 193V195H1V193H0V196H2V197H0V205H1V203H3L4 204V207H3V209L5 210V213H2L3 215H7V212H9L10 214H8L7 216H9V215H12L11 217L9 216V218H8V220L6 219L7 218V216H6V218H4V219H6L5 221H8L7 222V225L5 224V229H3V226H0V228L1 229H3L6 233H8V232H13V230L15 229H10L11 227H14V225L16 224H18L19 222V214H18V212L19 213H22V214H25V216L26 215H28V216H26V218L27 217H29L30 219H32V217H34V219H32V220H27L28 221V224H29V222H30V224H31V227H30V225L28 226V224H27V226L25 227L24 225H23V227L22 226H20V227H22V228H25L24 230L25 231H22V228L20 229L21 230V232H23V233H19V231H15L14 230V232L13 233H10V234H7V235H9V237H13V238H9L8 236H7V240H6V243L4 244L5 245V247H10V248H18V246L22 243V242H24V244L26 243V245H24L26 248L24 249V250H22L21 252V254L19 255V257L22 259V260H25L26 258H28V257H30V258H28V264H55L56 262H58V260H59V264L60 263H62V264H69V262L71 261V263H73L72 261L73 260H75L74 261V264H75V262H76V264H78L79 262H80V259H79V257L80 256H82V255H84V254H86V253H88L89 254V252H88V250H86L87 248H86V246H87V244H85V243H83V242H81L80 241V239L78 238V240L75 238V237H77V236H75L74 234H75V231L73 232L72 230H76L77 231V233L78 232H82V233H84V232H88V234H91V236H90V239L87 237V239L89 240V242H91L92 240H94V237H93V235H95L99 230H101V229H99L100 228V226H106V224L105 225H102L103 224V222H100L101 220V216H103L104 214H102V211H100L101 213L99 214V213H96V215L98 214V217H96V218H94V221H93V218L91 217V212L92 213H95L98 209H97V205L99 204V202L101 201V197L99 198V197H96V198H94L93 196V198H94V200L95 199H97V200H95V202L97 201V205L96 204H93V205H96L95 206V209H93L94 208V206H92L91 207V205L90 204H88L87 202V204L88 205H90L89 207H88V212H90L91 210V212H90V214L87 212V216L88 217H90L89 218V220L88 221H85L84 220V222H83V225H82V223L80 224L79 222H82V220H80L79 221V219H80V217H83V215H82V213H81V211H82V207H83V203H81V204H79V206L81 207L80 208V212L78 213V215H77V218H79V219H76V215L74 214V213H76V212H72V210L74 209V206L75 205H78V204H76L75 203V205H72V204H70V202L72 203L74 200V197H73V193L75 192V193H77L75 190H79L80 191V189L79 188H82V186H79L78 188L77 187H75L76 185H77V182L75 181L78 177H77V171L78 172H81V171H79L81 168H82V166H84V164H85V166L87 165L88 166V164L86 163V160H88V159H90V157H88V159H85L84 157H82L81 155H83V153L85 154V155H87V156H89V155H91V158H93V160L92 159H90V160H92L91 161V172H90V174L93 176L94 175V177L92 178V176H90L89 174V181L87 182L86 181V183H91V180L90 179H93V181L95 180L94 178H96V179H98V180H100V183H101V178L99 177V176H97V175H95V174H97V170H95V171H92V169H94V167H97V166H95V164H97L96 163V160L98 161V157H97V159L92 155V153L90 152V151H88V152H90L89 154L88 153H86L87 151V149L85 150H83V148H82V146H81V141L80 140H82L83 141V139H85L84 137H86V135H87V137L89 138V136H91L92 138L91 139H85V140H89V141H87V143L88 142H90V144L89 145H91V146H93V144H96V143H98V142H100V141H102L103 142V139H100L101 138V134L103 135V133H101V131L98 129V126H97V131L98 132H96V130L95 131H93V130H91L90 129V127L92 126V124L93 125H95L96 124V122L94 123V121H97L99 124H100V126L99 127H101V126H103V125H105V127H106V125H107V123L110 125V127H111V129H110V131H109V133L110 134H108L107 132V134L111 137V136H115V134L116 133H114V134H112L113 132H111L112 130H113V127L112 126H114V123H113V120H112V118L110 119V116L112 117V115L110 114V115H108V112H109V110H108V107L106 106V105H109V103H108V100L109 99H112L111 97H113V96H116L117 95V98H119V99H121V102L123 103L124 101H122L123 99H122V96H120V93H118L116 90H118L120 87L119 86H121L120 84H118V83H122V82H119L122 78H120V80L119 79H117L118 77V73L119 74H123V72H122V68H120V69H122V70H118L117 69V67L116 66H119L120 65V67H121V64L120 63H117V62H119V61H121V58H120V56H119V54H118V52H119V50L120 49H122L120 52H123V50L124 49H128V52L127 51H125L124 52V55L126 56V58L125 59H130V62L133 64H136L137 62L136 61H134L133 59H135V57L136 56H139L140 55V57L142 58L143 57V55H141V54H144V55H146L147 54V52L146 53H142L143 51L145 52L146 50H145V48H143V51H141V49L139 48V50H138V47H137V45H136V43H135V41L137 40V35H134L135 33H136V31H137V29L135 30V24H134V26H127V25H129L130 23L132 24V22L131 21H129L128 19H130V18H127L128 16H129V13L130 14H136L135 12H134V10L136 11V9H138L139 10V8L141 7L142 8V6L144 7V9L142 10V12H144L145 13V15L147 14V12L148 13H150L151 15V17L152 18H154L155 16H156V18H157V20L156 19H154V20H156L155 22L157 23V24H155V22H153L154 20L153 19H151V17H145V18H150L151 19V23L153 22L155 25H154V29L155 28H157L156 30H154L155 32H156V35L158 36V35H160V33L161 34H163V35H160V36H164V33L163 32H165L168 28L170 29V26L171 27H175L176 25H177V23H176V25L174 26L173 24H174V22H173V19L175 18V12L173 11V13L171 12L173 9L175 10V11H178V9H180V8H178V5L179 6H181V4H182V6H181V8L182 9H184V11H186V12H184V17L182 18V19H180L181 21H182V23L178 20V18H175V20L177 19L178 21H179V23H178V25L179 24H181V27H183V26H187V24L186 23H188V25L189 26H187V27H189V29L187 30L188 31V34L190 35V37L189 36H186L185 35V39L187 38H189V40L191 41V39L193 40V38H192V36H191V32L190 31H192L193 30V28L194 27H197V26H199L200 24H202V18H203V16L201 17L200 16V14H199V11H200V9H199V7H197V5H199V4H196L195 2H196V0H187V1H189V2H187V4L186 3H184L186 0H181V4H180V2H178V1H180V0H171V3H172V1H173V3H172V5H173V7L174 8H170L171 10L169 11V8L168 7H170V0H162L163 1V4H161L162 2H160V3H158V4H161V5H154L152 2H151V4H149L148 2H146L147 0H145L144 2L142 1V0H132V2H133V4L131 3V0H121L122 2H121V4L119 3H116V2H113V3H110V4H108V6L109 5H113L112 7H110V8H115L116 9V12H115V14H118V11L117 10H120L121 8H123V9H121L122 11H123V13H122V11L120 10V13H121V15H122V17L123 18H125V19H123L122 21L120 20V17H121V15L119 16V14H118V16H116V21H117V18H118V20L119 21H121L122 22V25H125V22H124V20L127 22V20H128V22H130V23H128V24H126V27L125 26H120L119 24H121L119 21L118 22H116L115 21V23H117V25H119V27H117V30L119 31V30H124L125 28H129V29H134V31H135V33L133 32V36H131V40H135V41H133V43L131 42V41H129V46L127 45V44H125L126 42H123V41H125L126 39L124 38V40H122V42H121V40H120V38L122 37L121 36V33L120 32H118V33H116V35L117 34H119V35H117V36H115V40H117L118 38H119V40L118 41H120V43L122 44L121 46H120V43H117V42H114V43H117V45H114V44H111V45H113L114 46V48H116V46H118L119 45V47H118V50L116 49V51H118V52H116V51H114V53H117V56H116V54H115V56H116V58L113 60L112 59V55L109 53L110 51H108L107 49H108V47H106V48H104V49H106L108 52V54L107 53H105L106 51H102V49H103V47H101V45L102 44H105V42H106V40L104 39L103 41H102V39H103V36L99 33V30H101V29H99V23H103L102 22V20H104L105 19V17L103 16V14H102V17H104L101 21L99 20V19H101L100 18V15H99V13H95V11L97 12L98 10V7H97V9L96 8H94L93 6L90 8L89 6L90 5H92L91 3H92V1H93V3L95 4L98 0H96V2H94L95 0H90V3H89V0H86V2H85V0H63V2H68V4L67 3H63L62 2V0H60L62 3H60L59 2V0H58V2H54ZM70 1V2H69ZM78 1V2H77ZM103 1L104 2H106L105 0H102V1H100L99 3H101L102 2V4H104L103 3ZM135 1V2H134ZM193 1V2H192ZM195 1V2H194ZM202 1V0H201ZM204 2H199L200 3V5L203 3H205L204 5H202L203 7H205L206 6V8H209V10H210V8H212L211 6L213 5V8H212V10H217V9H219V8H221L220 7V5L218 4V6H217V2L218 3H221V4H224L223 3V1H225V0H216V2L213 0H203ZM229 1L230 0H228V4H229ZM238 1V0H237ZM243 1V0H242ZM241 1V6H243L244 4H245V2H244V4L242 5V2ZM10 2V3H9ZM53 2V3H52ZM124 2H127V3H124ZM137 2H139L138 4H137ZM144 3V4H141V3ZM146 2V3H145ZM149 2H150V0H149ZM165 2H167V3H169V6H165L167 3H165ZM174 2H175V5H174ZM191 2V3H190ZM213 2V3H212ZM232 1H230V3H231ZM234 2V1H233ZM236 2V1H235ZM231 3L232 5H234V4H238V2H236V3ZM32 3V4H31ZM34 3V4H33ZM54 3H56V4H54ZM57 3H59V4H57ZM72 3V4H71ZM76 3H77V5H76ZM107 3V2H106ZM115 3V4H114ZM130 3V4H129ZM240 3V2H239ZM0 4V5H1ZM8 6H7V5ZM22 4V5H21ZM52 4H54L53 5V7H52ZM65 4H67V6L65 5ZM71 4V5H70ZM81 4V5H80ZM128 5L129 7H127L126 8V5ZM132 4V5H131ZM135 4H137L136 6H135ZM146 4H149V5H146ZM154 5L155 7L154 8H156L155 9V11H154V8H153V10H151V7H150V5ZM178 4V5H177ZM211 4V5H210ZM216 4V5H215ZM226 4H227V0H226ZM224 5V6H227V5ZM3 5V4H2ZM1 5V6H2ZM6 5V6H5ZM46 7H45V6ZM47 5H50V6H47ZM61 5V6H60ZM62 5H64L63 6V8H62ZM83 5V6H82ZM86 5V6H85ZM98 5V4H97ZM96 5V6H97ZM99 5H101V4H99ZM117 5H118V8H116L117 7ZM122 5H125V6H122ZM130 5H131V7H130ZM142 5V6H141ZM153 5H152V7H153ZM187 5V6H186ZM19 6H22V8H24V9H22L21 7H19ZM32 6V7H31ZM59 7V9H58V7ZM66 6V7H65ZM70 6V7H69ZM85 6V7H84ZM88 6V7H87ZM116 6V7H115ZM120 6H121V8H120ZM138 6V7H137ZM147 6V7H146ZM186 6V7H185ZM209 6V7H208ZM235 6H237V5H235ZM235 6H230L231 8L233 7V8H235ZM240 6V5H239ZM240 6V7H241ZM14 7H15V9H14ZM17 7H19L18 9H16ZM50 7V8H49ZM52 7V8H51ZM80 7V8H79ZM162 7V8H161ZM202 7V8H203ZM26 8V9H25ZM57 8V10H55ZM60 8H62V9H60ZM76 8V9H75ZM89 8V9H88ZM93 8V9H92ZM109 8V9H110ZM133 8H135L134 10H133ZM141 8H140V10H141ZM178 8V9H177ZM188 8H190V10L188 9ZM194 8V9H193ZM200 8H201V6H200ZM201 8V9H202ZM223 8H226V10H225V13L224 14H226L227 13V8L228 7H222V9ZM231 8H228V10L229 9H231ZM232 8V9H233ZM4 9V10H3ZM8 9H10V10H8ZM12 9V10H11ZM27 9H31V10H29L30 12H28V10ZM32 9H34V13H32L31 11H32ZM54 10L53 12H51L50 13V11H52V10ZM68 11H67V10ZM92 9V10H91ZM94 9H95V11H94ZM102 9V8H101ZM100 8H99V10H101ZM108 9V8H107ZM106 9V11L107 12H109L110 10H107ZM115 9L113 10V12L115 11ZM147 9V10H146ZM166 9V10H165ZM187 9V10H186ZM193 9V10H192ZM199 9V10H198ZM205 9V8H204ZM204 9H202L203 11H209V10H204ZM222 9H219L218 10V12H220V11H222V13L224 12V9L222 10ZM236 9H238V8H236ZM240 9V8H239ZM6 10H8L9 11V13L6 11ZM18 10L20 11V12H18ZM35 10H36V12H35ZM43 10V11H42ZM62 10H63V12H64V10H65V13H63V14H61L60 12H62ZM73 10H75L74 12H75V14H73ZM86 10V11H85ZM162 11L163 13H161L160 11ZM196 11L195 12V14H194V12L193 11ZM56 11V12H55ZM58 11H60V12H58ZM66 11L69 13V14H73L72 16L71 15H69L68 13H66ZM72 11V12H71ZM85 11V12H84ZM87 11H90L89 13L87 12ZM91 11L92 12H94V13H91ZM112 11V10H111ZM146 11V12H145ZM151 11H153V12H151ZM190 11V12H189ZM7 13L6 15H4V13ZM12 12V14H10ZM26 13V14H24L25 15V17H27V20H26V18L24 17V16H22L23 15V13ZM29 14H28V13ZM49 12V13H48ZM78 12V13H77ZM80 12H81V14H82V16L80 17ZM83 12H84V14H83ZM87 12V13H86ZM103 12H104V10H103ZM112 12V13H113ZM129 12V13H128ZM140 13L141 15H143L144 16V14L143 13ZM155 12V15H153L152 13H154ZM160 12L161 13V16L159 17V15H158V13ZM188 12V14L191 16V14L190 13H193L192 14V17H194V18H191L192 20H191V22H190V24H189V22L188 21H186V17L188 18V17H190V16H188V14H187V16L185 15V13H187ZM211 12V10L209 11V13ZM3 13V14H2ZM110 13V12H109ZM108 13V14H109ZM159 13V14H160ZM169 13H172V14H169ZM209 13H208V15H209ZM221 13V12H220ZM220 14L219 16L220 17H218V15H217V17L219 18V19H217L215 16H216V14L215 15H213V16H211V17H213L214 18V23L216 24L217 23V21H218V23H219V26L221 25V24H223V23H225L224 21L226 20V22L227 23H229L230 24V22H229V20L231 21V19H232V23L230 24V25H228V26H232V27H234L235 28V25L237 24V23H235V24H233L235 21H236V19H235V17L233 16V15H231L232 17H234V18H230V19H228V21H227V19H225L224 21H222V23L220 24V22H219V20L221 19V17H222V15H223V17H224V14ZM8 14H10V15H12V17H11V19H9V17H8ZM33 14V15H32ZM37 16H40V17H35L36 18V20H35V18H34V16L35 15ZM42 16H41V15ZM60 14V15H59ZM87 14V15H86ZM89 14V15H88ZM92 14V16L95 18H92V17H90V15ZM95 14V15H94ZM157 14V15H156ZM212 14H213V12H212ZM217 14H219V13H217ZM32 15V16H31ZM48 15H50V16H48ZM53 15V16H52ZM62 15V16H61ZM67 16L68 15V17L70 16V18L71 17H77V19L76 18H74L73 20H75V21H78V22H75V24H73V25H70V23H74L73 21H69L68 19V22H67V20H66V17L65 16ZM85 15V16H84ZM104 15L105 16H107V14H105L104 13ZM172 15H174V16H172ZM177 15V14H176ZM210 15H211V13H210ZM229 15V14H228ZM227 15V16H228ZM32 18V20L30 19V17ZM48 16V17H47ZM96 16V17H95ZM149 16V15H148ZM154 16V17H153ZM163 16H165V17H163ZM186 16V17H185ZM226 16V15H225ZM5 17L7 18L8 17V19H5ZM23 17H24V19H23ZM45 17V18H44ZM64 19V22H62L61 21V19L62 18ZM78 17H80V18H78ZM108 17H110L111 18V15L109 16L108 15ZM108 17H107V19H108ZM134 17V16H133ZM140 17V16H139ZM161 17H162V20H161ZM172 17V18H171ZM178 17V16H177ZM201 17V18H200ZM34 18V19H33ZM49 20H48V19ZM52 18H53V20H52ZM84 18H86L87 19V21H84ZM109 18V19H110ZM127 18V19H126ZM143 18V17H142ZM225 18V17H224ZM228 18H229V16H228ZM30 19V20H29ZM72 19V18H71ZM70 19V20H71ZM91 19L93 20H95V22L94 21H92V23L94 24L95 23V25H96V23H97V27L94 29V27H95V25L94 26H91V24H90V21H91ZM106 19V22H108L109 20H107ZM113 19V18H112ZM144 19V18H143ZM169 20V21H171L173 24H171V23H169V21H167V20ZM172 19V20H171ZM185 19V20H184ZM223 19V18H222ZM235 19V20H234ZM20 20H22L21 22H20V24H23V25H20V26H22V28H25V26H26V23L25 22H29L27 25L28 26H26V29H23L22 30V28L17 24V27L15 26H13V25H16V23H18ZM26 20V21H25ZM44 20H46V21H44ZM55 20V21H54ZM99 20V21H98ZM114 20V19H113ZM174 20V21H175ZM187 20H189V19H187ZM233 20H234V22H233ZM50 23H49V22ZM53 21V22H52ZM83 21V22H82ZM97 21V22H96ZM110 21H112L111 19H110ZM138 21V20H137ZM164 23V24H161V26H160V23H162V22ZM167 21V22H166ZM184 21V22H183ZM204 21V20H203ZM221 21V20H220ZM24 22V23H23ZM33 22H34V25L36 26V27H33V25H31V24H33ZM61 22V23H60ZM99 22V23H98ZM148 23L147 24H149L150 22L149 21H147ZM160 22V23H159ZM186 22V23H185ZM193 22V23H192ZM44 23H45V25H44ZM46 23L48 24V25H46ZM51 23H52V25H51ZM64 23V24H63ZM78 24V27L81 25V27H79V29L77 30V24ZM83 23V24H82ZM87 23H89L90 25L88 26L87 25ZM109 23L110 22H108V25H109ZM145 23H146V21H145ZM159 23V24H158ZM167 23H169L170 24V26H169V24H167ZM4 24H6V26H7V24H9L7 27L4 25ZM67 24H69L70 25V28H68V27H65V26H67ZM92 24V25H93ZM114 23H112V25H113ZM137 24V23H136ZM166 24V25H165ZM30 25V26H29ZM39 25H41V26H39ZM63 25H65V26H63ZM68 25V26H69ZM83 25V26H82ZM86 25V26H85ZM105 25V24H104ZM112 25H109L110 26V28L109 27H107L106 26V28H109L110 30H108V29H106V30H108V31H110L111 32V35H113L112 34V31L114 30V28H112L113 26ZM152 25V24H151ZM156 25H158V26H156ZM224 26H225V24H223ZM227 25V24H226ZM3 26H5V27H3ZM9 26H10V28H11V30H10V28H9ZM32 26V27H31ZM52 26V27H51ZM112 26V27H111ZM137 26V25H136ZM169 26V27H168ZM217 26V25H216ZM13 27V28H12ZM39 27H41L40 28V33H39V31H38V29H39ZM50 27V28H49ZM61 27V28H60ZM63 27V28H62ZM74 27V28H73ZM84 27V28H83ZM87 27H89V30H88V28ZM164 27V28H163ZM167 29H166V28ZM223 26H221V29L222 30H224V28L225 27H223ZM227 27V26H226ZM2 28H4V29H6V30H3ZM18 29V31H17V29ZM28 28V29H27ZM46 29V31L44 30V29ZM86 28V29H85ZM92 28V30H90ZM173 28H171V32L173 33V35H175V36H172L171 35V37L170 38H172V39H175L174 37H176L177 36V38L180 36V28L179 29H177L178 31H177V33H176V29L174 28V30L175 31H172L173 30ZM7 29H8V32H7ZM20 29H21V31H20ZM33 29V30H32ZM50 29V32L49 33H51V35L52 36H50L51 38H53L52 40H50V37L48 36V34L46 35L47 37H48V39L50 40V42L54 45V41H55V45H54V47H56V48H54L52 45H51V43H49V44H47V38H45L44 40H43V38H44V33L46 34L47 33V31ZM61 29V32L59 31ZM66 31H65V30ZM68 29V30H67ZM81 29H84V30H82L81 31ZM94 29V30H93ZM99 29V30H98ZM144 28L142 27V30H143ZM159 29V30H158ZM163 29H165V31L163 30ZM192 29V30H191ZM195 29V28H194ZM220 29V30H221ZM228 29V28H227ZM230 30H231V28H229ZM228 29V30H229ZM26 30V31H25ZM30 31V30H32V32L30 33L29 32V34L27 35V33H28V31ZM69 30L70 31H74V30H77V32L76 31H74V32H76V33H72V32H70V33H68L69 32ZM85 30H88V31H85ZM98 30V31H97ZM112 30V31H111ZM116 30V29H115ZM114 30V31H115ZM229 30V31H230ZM11 31L13 32V34H10L11 33ZM16 31H17V33H16ZM54 31V32H53ZM55 31H56V34H55ZM57 31H59V34H58V32ZM83 31L85 32V33H88V34H85V33H83ZM158 31H160V33L158 32ZM215 31V30H214ZM213 31V32H214ZM16 34H15V33ZM38 32V33H37ZM53 32V33H52ZM64 32H66V33H68L67 34V37H65V38H62L63 36H60V34H64ZM107 32V31H106ZM110 32L108 33L109 35H110ZM3 35H2V34ZM25 33V34H24ZM92 33H94V34H92ZM101 35V37H98L99 36V34ZM101 33H102V31H101ZM166 33H169L168 32V30H167V32ZM171 33V34H172ZM176 33V34H175ZM196 34H195V40L199 37V35H197V32H195ZM214 33H216V31L214 32ZM23 34H24V36H23ZM33 36H32V35ZM34 34H37L36 35V37L37 38H35L34 39V37H35V35ZM40 34V35H39ZM43 34V35H42ZM55 34V35H54ZM78 34H80V37H78L79 35ZM97 36H96V35ZM179 34V35H178ZM187 34V33H186ZM7 35L8 36H11L10 37V39L11 40H9L8 39V37H7ZM26 35V36H25ZM30 35H31V38L30 39H33L34 41L32 42V40H29V37H30ZM50 35V34H49ZM68 35H71V36H69L68 37ZM74 35V36H73ZM78 35V36H77ZM81 35H83V37H81ZM90 35V36H89ZM124 35V34H123ZM155 35V34H154ZM155 35V36H156ZM167 35H169L170 36V34H167ZM182 35V34H181ZM192 35H193V33H192ZM216 35V34H215ZM43 36V37H42ZM45 36V37H46ZM55 36H57V37H54ZM59 36H60V38H59ZM77 36V37H76ZM87 36V38H85ZM94 36H96V38L94 37ZM159 36V38L160 39H162L161 37ZM183 36V35H182ZM198 36V37H197ZM3 37V38H2ZM42 37V38H41ZM71 37V38H70ZM75 37V38H74ZM92 37H94V38H92ZM110 37V38H109ZM111 37L112 36H108V38L109 39H111ZM126 37V36H125ZM168 37V36H167ZM213 37H215V36H213ZM217 37V36H216ZM5 38L6 39H8V40H5ZM22 38H24V40H25V42H24V40H21V42L22 43H19L20 42V39H22ZM27 38V39H26ZM43 41V45H42V41L40 40V39ZM72 38H73V41L74 42H77L78 41V43H77V46H79V39H81V38H84V39H86V41L84 42V44L83 43H80V46H81V44L83 45V47H80L79 46V48L77 47V48H75L74 47V45H76V43L73 45V47H72V44L70 43V42H73L72 41ZM78 38V39H77ZM90 38V39H89ZM98 38H100L99 40H101L100 41V46L98 45L99 43H97V42H99V40L97 41V39ZM169 38V37H168ZM183 37H179V39L181 40ZM184 38L182 39L183 41H184ZM191 38V39H190ZM200 38V37H199ZM198 38V39H199ZM13 39V40H12ZM38 39V40H37ZM57 39V40H56ZM58 39H61V40H58ZM63 39V40H62ZM71 39V40H70ZM77 39V40H76ZM159 39V40H160ZM197 39V40H198ZM218 39H221L220 37H218L217 39H214L215 41H214V44H216L215 45V47L218 49V51H219V48H220V46L218 45V43H220L219 41H218V43H217V40ZM223 39V38H222ZM221 39V40H222ZM15 40V41H14ZM27 40V41H26ZM48 40V41H49ZM94 42H93V41ZM112 40H113V38H112ZM111 40V41H112ZM158 42H159V48L161 49H159L158 50V48H157V51L159 52V56H158V58L160 59V57H161V51L162 50H164L163 49V46L164 47H166L165 45H166V43L164 44V43H162V42H160L159 40H158V38L156 39ZM170 41H171V39H169ZM17 41V42H16ZM29 41V42H28ZM39 41L41 42V43H39ZM46 41V42H45ZM59 41V42H58ZM66 42V45H64L65 44V42ZM69 41V42H68ZM88 41V42H87ZM97 41V42H96ZM105 41V42H104ZM109 41V40H108ZM182 41V42H183ZM11 42V43H10ZM14 44H13V43ZM58 44H57V43ZM73 42V43H74ZM81 42H83V41H81ZM104 42V43H103ZM138 42V41H137ZM185 42V41H184ZM184 42H183V45H182V43L180 42V45L181 46H179V47H177V48H179L180 50H183L186 46H187V44H184ZM186 42L188 43V41L186 40ZM223 42V44H224V39L221 41V43ZM21 45H24V50H23V46H20L19 44ZM25 43V44H24ZM27 43V44H26ZM28 43H30L31 45H32V43H35L36 45H34L33 47H31V45L29 44V47H28V49L26 50V47L28 46ZM44 43H45V45H44ZM70 43V44H69ZM85 43H88V45L86 44L85 45ZM92 43H94V45H96V46H91L92 45ZM96 43V44H95ZM107 44H108V42H106ZM113 43V42H112ZM240 43V42H239ZM10 44H12V46L10 45ZM46 44H47V46H46ZM91 44V45H90ZM139 44V43H138ZM145 44V43H144ZM204 44V43H203ZM238 44V43H237ZM25 45H27L26 47H25ZM37 45H40V47L43 49H40L39 50V46H37ZM71 45V48L73 49H71V50H69V51H73L72 52V54H73V56H75V54L78 56V54H79V57L77 58V56H75V57H72V54L70 55V54H68L69 53V51H66L67 53V56L68 57H66V54H64V51L67 49V48H69V46ZM108 45H110V44H108ZM131 45H133V46H131ZM142 45V44H141ZM221 45V44H220ZM46 46V48H47V50L45 49V48H43V47H45ZM48 46H50V47H48ZM61 46H62V48H61ZM67 46V47H66ZM86 48H85V47ZM91 46V47H90ZM113 46H112V48H113ZM143 46V45H142ZM142 46H141V48H142ZM145 46H146V44H145ZM145 46H143V47H145ZM151 46V45H150ZM149 46V44H148V48L150 47ZM162 46V47H161ZM185 46V47H184ZM223 46V45H222ZM225 46V45H224ZM223 46V47H224ZM17 47H19V48H17ZM53 47V48H52ZM63 47H64V49H63ZM88 47V48H87ZM96 47V48H95ZM98 47V48H97ZM105 47V46H104ZM122 47V48H121ZM126 47V48H125ZM131 47V48H130ZM238 47H241V49H242V45L241 46H238ZM22 48V49H21ZM53 49V51H51L52 49ZM61 48V49H60ZM81 48H83V49H81ZM93 48V49H92ZM110 48V47H109ZM112 48H110V50H112ZM113 48V49H114ZM120 48V49H119ZM199 48V47H198ZM31 49H32V51H31ZM44 49H45V51H44ZM48 49L50 50V53H49V51H48ZM54 49H56L55 50V53H54ZM57 49H60V51L61 52H59ZM77 51H76V50ZM85 49H87V50H85ZM89 49V50H88ZM99 49V50H98ZM215 49V48H214ZM217 49L216 50H213V51H215V52H217ZM236 49H239V48H237V46H236ZM244 49V48H243ZM19 50H20V53H19ZM26 51V52H23V51ZM42 50V51H41ZM68 50V49H67ZM79 50H82V52H84V54L86 55V56H83L84 54L83 53H81L82 54V56H80L81 54H80V52L78 53V51ZM84 50V51H83ZM90 50H91V53H93L92 55H90ZM115 50V49H114ZM136 50V51H135ZM185 50V49H184ZM225 50H226V48H225ZM224 49H223V51H225ZM48 51V52H47ZM96 51V52H95ZM199 51V50H198ZM220 51H222V50H220ZM236 51H238V50H236ZM21 52H23V53H21ZM52 52H53V54H52ZM59 52V53H58ZM63 52V53H62ZM70 52V53H71ZM76 52V53H75ZM99 52V53H98ZM113 52V51H112ZM184 52H186V51H184ZM215 52H214V54H215ZM47 53V54H46ZM57 53V55H54V54H56ZM61 53H62V55H61ZM78 53V54H77ZM103 53V54H102ZM138 53H140V54H138ZM187 53H189V51H187ZM196 53V52H195ZM48 54H50V55H48ZM111 55L112 57H111V59L110 58H107L108 57V55ZM130 54H131V56L133 55V56H135V57H131L130 56ZM189 54H191L189 57H191V56H193L192 55V53H189ZM194 54V53H193ZM211 54H213L212 52H211ZM20 55V56H19ZM51 55H54V56H56V57H54V56H51ZM59 55V56H58ZM114 55V54H113ZM121 55V54H120ZM188 55V54H187ZM19 58H18V57ZM168 57L167 55H164V57ZM19 59H17V58ZM60 57V58H59ZM81 57V58H80ZM89 57V58H88ZM110 57V56H109ZM187 57V56H186ZM186 57H184V58H186ZM8 60H7V59ZM67 59H70V62H66V60ZM71 58H72V60H71ZM95 58V59H94ZM140 58V59H141ZM23 59V60H22ZM61 59H63V60H61ZM84 60V62L86 63V65H85V63L83 62V60ZM139 59V60H140ZM146 59V58H145ZM158 59V60H159ZM187 60H188V57L186 58ZM190 59V58H189ZM18 60V61H17ZM22 62H21V61ZM65 60V61H64ZM75 60V61H74ZM77 60V61H76ZM87 60V61H86ZM92 60L93 61H95V63H92ZM135 60H138V58L136 57V59ZM149 59L147 58V60L146 61H148ZM158 60H157V62H158ZM18 62V64H17V62ZM26 61H28L27 63H25ZM58 61V62H57ZM59 61H61V65H62V63H63V65H62V67H63V70H61V65H60V63H59ZM79 61V62H78ZM99 61V62H98ZM154 61V60H153ZM156 61V60H155ZM155 61L154 62H152L153 63V65L155 66L156 64H154L155 63ZM197 61H198V59H197ZM12 62V63H11ZM20 62V63H19ZM77 62H78V64H77ZM89 62V63H88ZM136 62V63H135ZM139 63H137L136 65H134V67L136 66L137 67V65H138V67H137V70H138V68H142L143 67V64L144 63H142V65L140 64L141 63V61H138ZM159 62H161V61H159ZM196 62V61H195ZM24 65H23V64ZM28 63H31V65H29ZM59 63V64H58ZM67 63H69L68 65H67ZM72 63L74 64V65H72ZM83 63V64H82ZM91 63V64H90ZM99 63V64H98ZM101 63V64H100ZM115 63V64H114ZM4 64V65H3ZM16 64V65H15ZM22 64V65H21ZM57 65V68H55V66ZM65 64H66V66H65ZM80 64H81V67H80ZM158 64H160V63H158ZM17 65H18V67H17ZM34 65H36V67L34 66ZM54 65V66H53ZM82 65H84V67L82 66ZM96 65H98V66H96ZM131 65V64H130ZM3 66H4V68H3ZM19 66H20V68H19ZM37 66H38V68H37ZM53 66V67H52ZM58 66H60V68H58ZM72 66H73V69H74V71H72L73 69H72ZM76 66V67H75ZM87 66H88V69H87ZM90 66V67H89ZM99 66H101V67H99ZM141 66V67H140ZM153 66V67H154ZM156 66H158V65H156ZM9 67H13V68H9ZM29 67V68H28ZM33 67V68H32ZM48 67H50V68H48ZM52 67V68H51ZM66 69H65V68ZM75 67V68H74ZM79 67V68H78ZM83 67V68H82ZM110 67H112L111 68V70L109 69ZM116 67V68H115ZM130 68L129 69H132L133 68V66H129ZM136 67H135V70H136ZM15 68L17 69V70H15ZM45 68H47L46 69V71L44 70ZM108 68V69H107ZM144 68V67H143ZM155 68V67H154ZM12 69V70H11ZM14 69V70H13ZM22 69V70H21ZM32 69V70H31ZM38 69L40 70V71H38ZM49 69V70H48ZM79 69V70H78ZM83 69V70H82ZM86 69V70H85ZM156 69V68H155ZM154 69V70H155ZM19 70V71H18ZM28 70V71H27ZM53 70H55V72L53 71ZM60 70H61V73H60ZM70 70V71H69ZM76 70H78V72L76 71ZM88 70H89V72H88ZM116 71L117 72V74H115V72L114 71ZM128 70V69H127ZM133 70V69H132ZM134 70V71H135ZM30 71V72H29ZM42 71V72H41ZM50 71V72H49ZM79 71H80V73H79ZM16 72H18L19 74L17 75V76H15V77H17L16 79L14 78V75L15 74H17ZM33 72V73H32ZM43 72H45V74L46 75H48V73H49V75L51 76L50 78H47V76L43 73ZM53 72H54V75H52L53 74ZM68 72H70V74L68 73ZM88 72V73H87ZM112 72H114V73H112ZM22 73V75H23V77L21 78L20 76H22V75H20ZM25 73V74H24ZM36 75H35V74ZM41 73L43 74L42 76H41ZM51 73V74H50ZM73 73V74H72ZM84 73V74H83ZM14 74V75H13ZM26 74H27V76H26ZM80 74H81V76H80ZM5 75H7V76H5ZM45 75V76H44ZM48 75V76H49ZM58 75V76H57ZM116 75V76H115ZM226 75H228V74H226ZM24 76H26V77H24ZM32 76H35V77H32ZM36 76H38V77H36ZM54 76H55V78H54ZM60 76V78H58ZM61 76H62V78H61ZM82 76H84L83 78H82ZM4 77V78H3ZM8 77V78H7ZM19 77H20V80H19ZM32 77V78H31ZM44 77V78H43ZM53 77V78H52ZM65 77V78H64ZM69 77V78H68ZM116 77V78H115ZM119 77H121V76H119ZM42 78V80H40ZM68 78V79H67ZM13 79H15L16 81H14ZM24 80L25 82H23L22 80ZM38 79H39V81H38ZM34 81V82H32V81ZM46 81V84H45V81ZM84 80V81H83ZM87 80V81H86ZM17 81H19V82H17ZM30 81V82H29ZM38 81V82H37ZM44 81V82H43ZM66 81V82H65ZM71 81V82H70ZM85 81H86V83H85ZM116 81V82H115ZM16 82V83H15ZM48 82V83H47ZM118 82V83H117ZM24 83H26V84H28V85H26V84H24ZM30 83V84H29ZM51 83V84H50ZM63 83H64V85H63ZM72 83V84H71ZM76 83V84H75ZM100 85H99V84ZM116 83V84H115ZM16 84V85H15ZM19 84V85H18ZM21 84H24V86H23V88L25 89V91L23 90V89H21L20 88V86H21ZM50 84V85H49ZM53 84V85H52ZM68 84V85H67ZM72 86H71V85ZM86 84V85H85ZM7 85V86H6ZM31 85V86H30ZM61 85L62 86H64V87H61ZM84 85V86H83ZM97 85L99 86V87H103V91L102 92H100L99 91V89L98 90H96L97 89ZM118 86V88H116V89H114L116 86ZM30 86V87H29ZM46 86H48V88H46ZM51 86V87H50ZM50 87V88H49ZM53 87V88H52ZM65 87H67V88H65ZM84 87V88H83ZM90 87V88H89ZM93 87H96V89L94 88L93 90H92V88ZM98 87V88H99ZM27 88V89H26ZM60 90H59V89ZM70 88V89H69ZM43 89H44V91L46 90V92L48 91V90H54V91H51L52 92V96H50L51 95V92H50V94H49V96H46L47 95V93H45L44 91H43ZM48 89V90H47ZM61 92V93H63V95H65V96H62L63 98L62 99H64V104H66V106L68 105V107H66L67 108V114H64V112H62L63 110L65 111V109L64 108H62L61 106H60V108L59 107H55V105H54V103L52 102L53 101V98L52 97H55V96H57V95H55V93L57 94V93H59V91ZM74 89V90H73ZM88 89V90H87ZM9 90V91H8ZM40 90L42 91V92H40ZM66 90V91H65ZM71 90V92H69V91ZM73 90V91H72ZM94 90H96V94H93V93H95V92H92V91H94ZM5 91H7V92H5ZM14 91V92H13ZM27 91V92H26ZM68 91V92H67ZM75 91V92H74ZM81 91V92H80ZM85 91H87L86 93H84V94H88V95H84L83 94V92H85ZM37 92H39V93H41V95L39 96L38 94H37ZM49 92V91H48ZM53 92H55L54 94H53ZM67 92V93H66ZM74 92V93H73ZM92 92V93H91ZM114 92V93H113ZM2 93L3 94H5V93H7V94H5V95H3L2 96ZM65 93V94H64ZM70 93H73V94H70ZM117 93V94H116ZM17 94H18V96L20 97V98H22L23 100L22 101H24V99H27V100H25V102L23 103L22 101L19 103L18 101L20 100L19 98H18V96H17ZM75 94V95H74ZM77 94H79V95H77ZM89 94H90V96H89ZM122 94V93H121ZM24 95V96H23ZM55 95V96H54ZM62 95V94H61ZM68 95V96H67ZM71 95V96H70ZM82 95H83V97H82ZM91 95H92V97H91ZM96 95V96H95ZM120 97H119V96ZM4 96H6L7 98L9 97V98H11V99H6ZM36 96V97H35ZM40 97V101L39 100H37V99H39V97ZM73 96H74V98H73ZM25 97H27V98H25ZM35 97V98H34ZM38 97V98H37ZM58 97V96H57ZM57 97H55L54 99L56 100V98ZM65 97H66V99H65ZM68 97H70V99L68 98ZM76 97H77V99L78 98H82L81 100L80 99H76ZM86 97V98H85ZM88 97H90L89 99H88ZM94 97V98H93ZM101 97V98H100ZM17 99V100H15V99ZM37 98V99H36ZM68 98V99H67ZM93 98V99H92ZM97 98V99H96ZM98 98H99V102L100 103H98V105H97V103H96V101H98ZM105 98V99H107L106 101H107V103L106 104H104V103H102V101H103V99ZM49 99H52L50 102L48 101ZM59 99H61V98H59ZM95 99H96V101H95ZM4 100V101H3ZM6 100H8V101H6ZM12 102H11V101ZM37 102H36V101ZM44 100H45V102H44ZM76 102H75V101ZM80 100V101H79ZM93 100H94V102H93ZM9 101H10V103H9ZM13 101H16V102H13ZM42 101V102H41ZM68 101H69V103H68ZM79 101V102H78ZM105 101V100H104ZM115 101V100H114ZM7 102V103H6ZM43 104H41V103ZM75 102V103H74ZM83 102V103H82ZM109 102H110V100H109ZM117 104H119V101L118 100H116L115 101ZM11 103H12V106H10L11 105ZM21 104L22 106H19V105H16V104ZM34 105V106H32V104ZM46 103V104H45ZM50 103V104H49ZM53 103V104H52ZM81 103H82V105H81ZM85 103V104H84ZM90 103V104H89ZM91 103H94V104H91ZM116 103H114V102H112V100H111V103L110 104H112V109L114 110L115 108H114V106L113 105H115ZM14 104H15V106H14ZM102 104H103V106H102ZM117 104H116V106H117ZM45 105V106H44ZM47 105H49V106H47ZM77 105V106H76ZM94 107H93V106ZM5 106V107H4ZM9 106V107H8ZM19 106V107H18ZM38 108H37V107ZM51 106V107H50ZM71 106V107H70ZM92 106V107H91ZM101 106V108L103 107V108H107L106 110H108V112H106V110H101V108L99 109V107ZM115 106V107H116ZM18 107V108H17ZM54 107H55V109H54ZM76 107H78V108H76ZM79 107H81V108H79ZM123 107V105L121 106L120 105V108H122ZM127 107V106H126ZM125 107V108H126ZM5 108L7 109V110H5ZM11 108V109H10ZM33 108H34V111H32L33 110ZM53 108V109H52ZM71 108H73V110H74V113L75 114H71ZM75 108V109H74ZM92 108H94V109H92ZM111 108V107H110ZM109 108V109H110ZM118 107H116V109L115 110H118L117 109ZM124 108V107H123ZM123 108L120 110H118L117 112L118 113H121V115L122 114H124L123 112H121V111H123ZM128 108V107H127ZM69 109V110H68ZM78 109V110H77ZM81 109V110H80ZM92 109V110H91ZM97 109V110H96ZM29 110H31V111H29ZM51 110H52V113H51ZM91 110V111H90ZM128 110V109H127ZM127 110H124V112L126 113V111ZM35 111H38V112H40V111H42V113L40 114H35L34 112ZM46 111V112H45ZM69 111V112H68ZM86 111V112H85ZM88 111H90V112H88ZM97 111V112H96ZM110 111H112L111 109H110ZM4 112V113H3ZM15 114H14V113ZM18 112V113H17ZM29 113L32 117L33 116H35V115H40V116H35V117H33V121H31V119H32V117H28L29 115L28 114H26V113ZM48 112H50V115H51V118H50V116L48 115L49 113ZM54 112V113H53ZM55 112H56V114H55ZM57 112H59V113H57ZM101 112V113H100ZM105 112L107 113L106 115H105ZM11 113V112H10ZM20 113V114H19ZM37 113V112H36ZM79 113V114H78ZM87 113V114H86ZM91 115H90V114ZM6 114V115H7ZM16 114H18V115H16ZM63 116H61V115ZM83 114H86V115H83ZM89 114V115H88ZM95 114V115H94ZM21 115V117H19ZM25 115H28V116H25ZM41 115H42V117H41ZM50 118H48L47 116ZM74 115L76 116V117H74ZM88 120V121H86L85 119H84V117ZM103 117H102V116ZM8 116H10V115H8ZM45 116V117H44ZM53 116V117H52ZM66 116V117H65ZM73 116V117H72ZM109 116V117H108ZM25 117L27 118L26 119V121H25ZM39 117V118H38ZM46 118L47 117V120L45 121V123L49 120V122H51V125H53V128L52 127H49L50 125H49V123H48V125L46 126V124H43V126L44 127H46V129H44L43 128V126H41L40 125V118ZM68 117V118H67ZM70 117V118H69ZM79 117V118H78ZM90 117V118H89ZM93 117V118H92ZM98 117V120H96V118ZM35 118V119H34ZM61 118V119H60ZM71 118H73V120L71 119ZM75 118H77V121H74V119ZM92 118V119H91ZM95 118V119H94ZM107 118H108V120L110 119V123H109V121H106L107 120ZM15 119H17V122L19 123V121H20V123L18 124L17 122H16V120ZM52 119V120H51ZM56 119V120H55ZM64 119V120H63ZM84 119V120H83ZM94 119V120H93ZM3 120V121H2ZM13 120V121H12ZM36 120H37V122L39 123V124H37V126H36ZM54 120V121H53ZM76 120V119H75ZM4 121H5V124H4ZM22 121V122H21ZM28 121H30L31 123H27ZM66 121V122H65ZM89 121H91V122H89ZM102 121V122H101ZM3 122V123H2ZM41 122H43V119H42V121ZM54 122H56V124L54 125ZM70 122V123H69ZM72 122V123H71ZM75 122H77V124L75 123V127H74V123ZM84 122H87V123H84ZM103 122H105V124H103ZM28 125H27V124ZM33 123H35V125H32ZM53 123V124H52ZM65 123V124H64ZM92 123V124H91ZM21 124V125H20ZM42 124V123H41ZM63 124V125H62ZM84 124V125H83ZM87 125V127H85L86 125ZM88 124H89V126L90 127H88ZM71 125V126H70ZM4 126V127H3ZM23 126V127H22ZM25 126V127H24ZM38 126H39V128H38ZM55 126V127H54ZM69 126H70V128H69ZM80 126H83V127H85V129L82 127H80ZM48 127H49V129H48ZM63 127V128H62ZM72 127H73V131H71V132H68V131H70L71 129H72ZM79 127V130L81 129V131H79L78 129H76V128H78ZM109 127V128H110ZM20 128H22V129H20ZM23 128H28V130H24ZM55 128V129H54ZM58 128V129H57ZM61 128H62V130H61ZM103 128V127H102ZM116 127H114V129H115ZM95 129V128H94ZM3 130V131H2ZM19 130H21V131H19ZM22 130H24V131H22ZM39 130V131H38ZM44 130H46V131H44ZM59 132H58V131ZM61 130V131H60ZM65 130V131H64ZM78 130V131H77ZM109 130V129H108ZM5 131V132H4ZM28 131H30V132H28ZM36 131L38 132V134H36ZM42 131V132H41ZM44 131V132H43ZM51 133H49V132ZM52 131H53V133H52ZM75 131V132H74ZM100 131V132H99ZM115 131V130H114ZM120 131V130H119ZM26 132V133H25ZM28 132V133H27ZM39 132H40V134H39ZM46 132V133H45ZM48 132V133H47ZM78 132V133H77ZM81 132H83L84 134H82ZM85 132H87V133H85ZM94 133V134H98L99 133V136H97V138H95V137H93V136H95V135H93L92 136V134H90V133ZM58 133V134H57ZM73 133H75V136L74 137H72L73 135H71V134H73ZM26 135V136H29V137H27V138H25V136H23V135ZM31 134V135H30ZM46 134H49V135H46ZM55 134V135H54ZM86 134V135H85ZM90 134V135H89ZM32 135H33V137H32ZM36 135V136H35ZM77 135H79V137L77 136ZM82 135H83V138H82ZM0 136V137H1ZM19 136H22V138L21 137H19ZM43 136V137H42ZM62 136V137H61ZM76 136H77V138H76ZM107 136V135H106ZM107 137V138H105V139H109L110 137ZM117 136V135H116ZM40 137V138H39ZM42 137V138H41ZM103 137V136H102ZM38 138V139H37ZM66 138V139H65ZM78 138H80V140L78 139ZM115 139H116V137H114ZM114 138H112L111 137V139H109L110 140V142H108V144H110L111 146H112V144H113V146H114V142H112V139H114ZM47 139H48V141H47ZM92 139H94L96 142H92ZM99 139H100V141H99ZM115 139L113 140V141H115ZM40 140V141H39ZM59 140H61L60 142H59ZM79 140V141H78ZM20 141V142H19ZM43 141V142H42ZM45 141V142H44ZM50 141H52V143L50 142ZM68 141H71V142H68V143H71V146L67 143ZM105 141H108V140H105ZM117 141V140H116ZM18 142V143H17ZM22 142V144H20ZM50 142V143H49ZM78 142H79V145H78ZM91 142L93 143V144H91ZM117 142H119V141H117ZM115 143V145L116 144H118V143ZM43 143H49V144H51L52 146H56V148H59V146L61 147V150H58V149H55L54 147H52L51 145H49V144H47V145H45V147L43 146ZM61 143H63L64 144V146L63 147H65V144H66V147L65 148H63L62 149V144ZM73 143H74V145H73ZM82 143H84V141L82 142ZM107 143V142H106ZM19 144H20V146L21 147H19V149H18V146H19ZM103 144V143H102ZM101 143H100V145H101V149L98 147L97 149H99V150H101V151H104V148L106 147L107 148V150H108V153L109 152H112L113 150H114V152H115V149H116V147H115V149L113 148V146H112V148H113V150L111 149H109V147H111L110 145H107V144H105V147L102 145ZM119 145H121L120 143H119ZM23 146H27L28 147V149H27V147L25 148V147H23ZM49 146V147H48ZM68 146H69V148H68ZM74 146V147H73ZM76 146V147H75ZM98 146V145H97ZM47 147L49 148L48 150H47ZM89 147V146H88ZM94 147V146H93ZM117 147H119L118 145H117ZM121 147V146H120ZM123 147V146H122ZM25 148V151H20L21 149H24ZM30 148V149H29ZM34 148H35V151H32V150H34ZM79 148V149H78ZM81 148V149H80ZM2 149V150H1ZM53 149H55V150H53ZM96 149V150H97ZM119 149V148H118ZM16 150H17V152H16ZM27 150V151H26ZM43 150V151H42ZM51 150V151H50ZM92 150V149H91ZM93 150H95V149H93ZM92 150V151H93ZM120 150V149H119ZM123 150V149H122ZM122 150H121V153H122ZM29 151H30V153H29ZM43 152L42 154H41V152ZM56 153H55V152ZM59 151H61V153H59ZM62 151H64V153L62 152ZM83 151V153L80 155L79 153L80 152H82ZM101 151H97L96 153H100ZM117 151V153H118V150H116ZM25 152V153H24ZM48 152V153H47ZM66 152V153H65ZM78 152V155H76V153ZM106 152V151H105ZM18 153V154H17ZM24 153V154H23ZM34 153V155H32V154ZM39 153V154H38ZM47 153V154H46ZM54 153V154H53ZM68 153V154H67ZM21 154V155H20ZM29 154V155H28ZM38 154V155H37ZM41 154V155H40ZM46 154V155H45ZM57 154H59V156L60 155H63V156H66V157H59V156H57ZM67 154V155H66ZM74 154V155H73ZM110 154V153H109ZM114 154H116V153H114ZM21 157H20V156ZM25 156V157H23V156ZM30 155H32V157L30 156ZM35 155H37L39 158H41V160L40 159H38V157H36ZM55 155V156H54ZM76 155V156H75ZM96 155V154H95ZM111 155V154H110ZM120 155V154H119ZM122 155H124L123 153H122ZM18 156V157H17ZM29 156H30V158H29ZM45 158H44V157ZM47 156H49V157H47ZM84 156V155H83ZM99 156V155H98ZM100 156H103V155H100ZM104 156L106 157L107 155L106 154H104ZM114 156V155H113ZM28 157V158H27ZM35 157V158H34ZM43 157V158H42ZM52 157L54 158V157H57V158H55V159H57L56 161H54L53 159H52ZM69 157V158H68ZM21 158V159H20ZM62 159V160H60V159ZM70 158H73V161H69V159ZM78 159L79 158V160H76V159ZM80 158H82V159H80ZM87 158V157H86ZM109 158V157H108ZM117 158H118V160L121 158L122 160H124V158H126V157H124V158H122V157H118V155H117ZM17 159H19V160H21V161H17ZM28 159H30V162H32V165H31V163H30V165L31 166H29L30 168H28L27 167V169H29L28 170V173L29 172H31V170H32V173H29L30 175H28V173L27 172H24L25 174H26V177H25V179H26V183H28L27 184V186L26 187H28V189H26V187L25 186H23V184L24 185H26L25 183H24V181H23V183H21L22 181H20L19 179H20V177H24V176H22L23 174H15L16 172H20V169L21 170H23V171H26L24 168H26V167H24L25 166V164H28V163H26V162H28L29 160ZM36 160L37 162H39L40 161V165L42 166V165H44V164H42L43 163V161H45V163L46 162H48V163H50L49 165L51 166V163H53V165L50 167V166H48V168L46 167L45 168V166H44V169L42 168H38L37 166H38V164H37V162H35V161H33V160ZM64 159H65V161H64ZM74 159H75V161H74ZM96 159V160H95ZM105 159H107V157L105 158ZM111 159V158H110ZM110 159H108V161L110 160ZM120 159V160H121ZM127 159V158H126ZM126 159H125V161H126ZM12 160V161H11ZM15 160V161H14ZM28 160V161H27ZM82 160H85V162L84 161H82ZM114 160L116 161V163L117 162H122L124 165H126L125 163H124V161H118L115 157H114ZM58 161V162H57ZM59 161H60V163H59ZM108 161H104L103 162V166H104V168L102 167V170L103 169H105V171H102L100 174H101V176H103V174L102 173H104V172H107L108 171V169H106V167H105V163H106V165H107V167L109 166V167H114L113 165L114 164H107V162ZM115 161L113 162V163H115ZM14 162L16 163V164H14ZM18 162V163H17ZM89 162V161H88ZM92 162H95V163H92ZM100 162V161H99ZM98 162V163H99ZM4 163V164H3ZM21 163V164H20ZM24 163V164H23ZM69 164V165H67V164ZM76 164V165H73V164ZM78 163V164H77ZM82 165H81V164ZM84 163V164H83ZM101 163V162H100ZM111 163V162H110ZM115 163V165H117ZM3 164V165H2ZM18 164H20V165H18ZM23 164V165H22ZM47 164V163H46ZM58 164V165H57ZM59 164H62V165H60L59 166ZM65 164V165H64ZM119 164V166H121L122 167V165L120 164V163H118ZM11 165V166H10ZM71 165H73L72 166V168H71ZM80 165H81V168H80ZM94 165V167H92ZM100 165V164H99ZM101 165H102V163H101ZM18 166V167H17ZM19 166H22L21 168L19 167ZM34 166H36V167H34ZM56 167V169L54 168V167ZM65 166H67V167H65ZM68 166H70V168L68 167ZM90 166V165H89ZM16 167V168H15ZM24 167V168H23ZM58 167H59V169H58ZM75 168V170L73 171V169ZM78 167V168H77ZM108 167V168H109ZM116 167H118V166H116ZM19 168V169H18ZM33 168H35V169H40L42 172H43V170H45L46 172H47V174H45L46 172L44 171L43 173L40 171V172H38L39 170H35V169H33ZM51 168V169H50ZM61 168V169H60ZM67 168H69V173H68V170H67ZM76 168L78 169V170H76ZM80 168V169H79ZM84 168H86V167H84ZM84 168H82V171L83 170H85ZM89 168V167H88ZM119 168V167H118ZM123 168V167H122ZM122 168H119V170L121 171V169ZM16 169V171H15V173H14V170ZM52 169H54V170H59V171H57L58 173H59V175H57L58 173L56 172V171H54V172H51V173H49V171H53ZM62 169H63V171H62ZM87 169V168H86ZM97 169V168H96ZM99 169H100V167H99ZM13 170V172H11ZM72 170V171H71ZM107 170V171H106ZM109 170H112V172L114 171V173H112L113 174V176H114V174L115 175H118V173H120L119 171H118V173L116 172L117 171V169L115 170V169H110L109 168ZM123 170H125V168L124 169H122V171ZM23 171H22V173H23ZM34 172V173H33ZM72 172H73V174H72ZM76 172V173H75ZM100 172V171H99ZM98 172V173H99ZM128 172V171H127ZM11 173H14L13 175H11ZM21 173V172H20ZM48 173L50 174V175H48ZM52 173H57V174H52ZM67 173V174H66ZM110 173V172H109ZM109 173H108V175H109ZM130 173V172H129ZM24 174V175H25ZM36 176H35V175ZM41 174V175H40ZM44 174V175H43ZM54 176H52V175ZM62 174H64V176H66V175H69L70 174V176H68V177H65L64 179H62V180H60L61 178H63V176H62ZM66 174V175H65ZM74 174H75V176L77 177L76 179H75V177H74ZM126 174H128V173H126ZM10 175V176H9ZM56 175H57V178H56ZM88 175H87V177H88ZM122 175V174H121ZM131 175V174H130ZM13 176V177H12ZM35 176V177H34ZM59 176H60V178H59ZM62 176V177H61ZM72 176V177H71ZM119 176V175H118ZM129 176V175H128ZM82 177H85V176H82ZM86 177V178H87ZM110 177V176H109ZM130 177H132V176H130ZM129 177V178H130ZM7 178H9V179H7ZM13 180H12V179ZM32 178V179H31ZM59 178V179H58ZM71 178H73V179H71ZM86 178H85V180H86ZM112 180H113V178L114 177H112V175H111V177H110ZM115 178H117V177H115ZM114 178V179H115ZM11 179V180H10ZM25 179H23V180H25ZM29 181H28V180ZM53 179V180H52ZM56 179V180H55ZM69 179L70 180H72V181H74V183L72 182V181H69ZM103 179H107L106 178V176H104V178ZM102 179V180H103ZM131 179V178H130ZM0 180V183L1 182H3V181H1ZM17 180H19V182L17 181ZM22 180V179H21ZM32 180V181H31ZM55 180V181H54ZM98 180H95L96 182H98ZM111 180V181H112ZM120 180V177H118L117 178V180H115V182L117 183V182H121V181H119ZM122 180V179H121ZM11 181V182H10ZM17 181V183L18 184H21V185H19L20 186V188L22 189V191L21 190H19L20 188H19V186H18V184H16L15 182ZM34 181V183L35 184H33V183H31V182H33ZM37 181H39V183L37 182ZM59 182L60 181V184H63V185H61L60 186V184L59 183H57V182ZM65 181H66V183H65ZM78 181H79V179H78ZM92 181V183L94 184V182ZM107 181V180H106ZM109 181H110V179H109ZM111 181H110V183H111ZM114 181V180H113ZM112 181V182H113ZM9 182H10V184H9ZM75 182H76V184H75ZM114 182V184H116ZM125 182H129L128 180H127V178H126V180H125ZM14 183V184H13ZM50 183L52 184V185H50ZM54 183V184H53ZM69 183L71 184V185H69ZM99 183V182H98ZM105 183V182H104ZM59 184V190H56L58 187L56 186V185H58ZM78 184H81V180H80V183L78 182ZM106 184V183H105ZM108 184V183H107ZM111 184H113V183H111ZM13 185V186H12ZM28 185H30V186H28ZM32 185V186H31ZM65 185H67V186H65ZM75 185V186H74ZM87 185V184H86ZM92 185V184H91ZM110 185V184H109ZM3 186V187H4ZM16 186L18 187V188H16ZM37 186H39V187H37ZM44 186H46V187H44ZM49 186H51V187H49ZM53 186H55V187H53ZM64 186H65V188H64ZM68 186H69V188H68ZM72 186V187H71ZM74 186V187H73ZM78 186V185H77ZM88 186H90V184H88L87 185V187ZM93 186H96V184H94V185H92V188H93ZM98 186H100V185H98ZM113 186V185H112ZM30 187V188H29ZM91 187V186H90ZM89 187V188H90ZM97 187V186H96ZM0 188H1V186H0ZM15 188H16V191H15ZM35 188V189H34ZM39 188V189H38ZM62 188V189H61ZM67 188H68V190H67ZM88 189V188H86V186L85 187H83L82 189ZM95 188V187H94ZM103 188V187H102ZM110 188V187H109ZM2 189V190H3ZM14 189V190H13ZM29 189H31L30 191H29ZM44 189H45V191H44ZM52 189H54V191H52ZM71 189V190H70ZM74 190V192H73V190ZM84 189V190H85ZM12 190H13V194H16L17 193V195H14V197L16 196V200L14 199V197L13 196H11V195H13L12 194ZM40 190V191H39ZM46 190H47V192H46ZM55 190H56V192H55ZM95 190H96V188H95ZM0 191H1V189H0ZM27 192L28 193V198H26L27 199V201L25 202L26 203V205H25V203H23V200L25 199V197L26 196H24L25 194L23 193V192ZM52 191V192H51ZM69 191V192H68ZM78 191V192H79ZM83 191V190H82ZM105 191L106 190H104V193H105ZM130 191V190H129ZM2 192V191H1ZM16 192V193H15ZM40 192V193H39ZM43 192V193H42ZM51 192V193H50ZM55 192V193H54ZM70 192H72V193H70ZM85 191H83V193H79V195L77 194V195H75L74 194V196H76V197H84V195L83 196H81L82 194H85V196L86 195H93V194H95V195H97V193H90L89 191H86V193H84ZM95 192H97V191H95ZM7 193H8V195H7ZM11 193V194H10ZM49 194V195H47V194ZM69 193L71 194V195H69ZM88 193H90V194H88ZM108 193V192H107ZM126 193V192H125ZM125 193H124V195H125ZM24 196V199H20V197H22V195ZM52 194V195H51ZM55 196H54V195ZM60 194V195H59ZM106 194V193H105ZM113 194L114 193H112V195L111 196H113ZM116 194H117V192H116ZM128 195H129V193H127ZM126 194V195H127ZM29 195H32V197L31 196H29ZM44 195H45V197H44ZM46 195H47V197H46ZM100 195V194H99ZM128 195H127V197H128ZM9 196H10V198H9ZM53 196V197H52ZM57 196V198L59 199H57V198H55ZM103 196H104V194H103ZM107 196H109V195H107ZM106 195L104 196V197H106V199H104L105 201L108 199V197H107ZM130 196V195H129ZM13 197V199H14V201H12L11 200V198ZM19 198V200H18V198ZM30 197V198H29ZM34 197V198H33ZM71 197H73L72 199H71ZM92 197H90V198H92ZM103 197V198H104ZM114 197V196H113ZM117 197V196H116ZM115 197V198H116ZM127 197H123L124 199L125 198H127ZM31 198H33V200H36L37 201V204H35L36 202L35 201H33ZM42 198L44 199V200H46L45 202H44V200H42ZM55 199L56 201H54L53 199ZM78 198H76V200H75V202L77 201L78 203H79V201L80 202H82L81 200H83V199H78ZM131 198V197H130ZM130 198L128 199V202L126 201H124L123 202V206L124 205H128L129 204V200H130ZM61 199V200H60ZM67 199V200H66ZM89 199V198H88ZM86 197H84V201L85 200H88ZM110 199V198H109ZM31 200V201H30ZM40 200V201H39ZM49 202H48V201ZM52 200V201H51ZM58 200V201H57ZM72 200V201H71ZM89 200H91V199H89ZM98 200H99V202H98ZM126 200V199H125ZM12 201V202H11ZM15 201H16V203H15ZM21 201H22V203H21ZM53 201H54V204H57V205H52V203H53ZM108 201V203H109V200H107ZM19 202V204H17ZM30 202V203H29ZM32 202V203H31ZM55 202H57V203H55ZM62 202V203H61ZM102 202V201H101ZM116 202L118 203V200H116ZM115 202V203H116ZM27 203H28V205H27ZM38 203H40L39 205L41 206V208H40V206L38 207V206H36V205H38ZM43 204V206H44V209H43V206H42V204ZM45 203V204H44ZM66 203V204H65ZM69 203V204H68ZM85 203V204H86ZM17 205V207H16V205ZM24 204V205H23ZM32 204H35L34 206H36V207H38L37 209L32 205ZM47 204H49V205H47ZM74 204V203H73ZM110 204V203H109ZM119 204H120V202H119ZM51 205V206H50ZM60 207H59V206ZM69 207H68V206ZM99 205H101V204H99ZM111 205V204H110ZM110 205H108V211L110 210L109 208H113V204L111 205V207H109ZM118 205V204H117ZM130 205V204H129ZM51 208H50V207ZM54 206H56V208L58 209V210H56V208H53ZM63 206H64V208H63ZM67 207V209H69L70 207V209H72L71 211H68L67 213H68V215H65V212H66V207ZM79 206H78V208H79ZM2 207V206H1ZM19 207H21L20 209H19ZM46 207H48L47 209H45ZM59 207V208H58ZM87 207H86V209H87ZM101 207V206H100ZM127 207H129V206H126V208ZM17 208V209H16ZM40 208V211L41 212H39L38 211V209ZM53 208V209H52ZM92 208V209H91ZM111 208V209H112ZM115 208V207H114ZM8 209V211H6ZM75 209H76V207H75ZM4 210L2 211V212H4ZM16 210H20V211H18V212H16ZM25 212H24V211ZM55 210H56V212L57 211H59V212H57L58 214H56V212H55ZM65 210V212L63 213V211ZM90 210V211H89ZM100 210V209H99ZM75 211H77V209L75 210ZM83 211H84V209H83ZM95 211V212H94ZM104 211H105V209H104ZM107 211V210H106ZM106 211L104 212V213H106ZM1 212V211H0ZM43 212V213H42ZM69 212L71 213V215L69 214ZM98 212V211H97ZM39 213H42V214H39ZM110 214H111V216H113L112 218H114V213L113 212H109ZM45 214V215H44ZM64 214V215H63ZM110 214H109V216H110ZM37 215V217L35 218V216ZM44 215V216H43ZM72 215H75V217L74 218H72L73 219V221L71 222V220L69 221V223H70V225L71 226H74L75 225V227H70V225H69V223H68V225L67 224H65V222L67 223V221H65V218H67L66 216H72ZM82 215V216H81ZM86 215V214H85ZM101 215V216H100ZM2 216V215H1ZM40 216V218H38ZM42 216H43V219L41 220V218H42ZM61 216V217H60ZM63 216L65 217V218H63ZM92 216H94V215H92ZM111 216L110 217H108V219L106 220L105 219V222L104 223H106L107 221H109V220H111ZM3 217V216H2ZM2 217H0V220H1V218ZM18 218V221L17 220H15V219H17ZM47 217V218H46ZM56 217L57 218H60L61 220H64V222L63 221H61L60 219H56ZM95 217V216H94ZM101 217V218H100ZM53 218H54V220H53ZM107 218V217H106ZM3 218H2V220H4ZM36 219V220H35ZM92 219V220H91ZM95 219H97L96 221H95ZM115 219V218H114ZM123 219V217H120V220H122ZM1 220V221H2ZM14 220V222L16 221V222H18V223H14V222H12ZM59 220V221H58ZM69 220V219H68ZM76 220H78V221H76ZM12 222V223H11ZM32 222V223H31ZM73 222H74V224H73ZM75 222L76 223H78L77 224V226H76V224H75ZM90 222V223H89ZM99 222H100V224H99ZM47 223V224H46ZM63 223V224H62ZM72 223V224H71ZM88 223H89V225H90V227H89V225H88ZM110 223V222H109ZM52 224V228L54 229V228H56L57 227V229H58V227H60V228H62L63 227V225H64V227H66L65 228V230H64V227H63V229L61 230L60 228V231H59V229H58V231H57V229H54V230H56L57 232H59V233H56L53 229L50 231L49 229H50V225ZM99 224V225H98ZM108 224V223H107ZM15 225V226H16ZM61 225H62V227H61ZM88 225V226H87ZM53 226H55V227H53ZM69 226V227H68ZM80 226V228L78 229L77 227H79ZM83 226H84V228H83ZM32 227L33 228H36V229H38L37 231H34V229L33 230H31L32 229ZM49 227V228H48ZM97 227H99V228H97ZM17 228H19V227H17ZM31 228V229H30ZM67 228H69V229H67ZM70 228H72V230L70 229ZM75 228V229H74ZM30 229V230H29ZM83 231H82V230ZM85 229V230H84ZM10 230H12V231H10ZM42 230H43V232H42ZM69 232H68V231ZM3 231V232H4ZM33 231V232H32ZM53 231V232H52ZM97 231V232H96ZM40 232V233H39ZM42 232V233H41ZM50 232V233H49ZM6 233H4V234H6ZM45 233V234H44ZM57 235H56V234ZM73 233V234H72ZM39 234H41V235H39ZM44 234V235H43ZM59 234V235H58ZM87 234V236H89ZM49 236V238L47 237V236ZM74 235V236H73ZM43 236V237H42ZM96 236V235H95ZM45 237V238H44ZM97 237V236H96ZM95 237V238H96ZM99 237V236H98ZM5 238H6V236H5ZM9 238V239H8ZM132 238V237H131ZM47 240V241H46ZM73 240H77L76 242H74ZM51 241L52 242H55V246L57 245L58 246V250H60L59 249V247L62 245L63 246V248H64V251L62 250V252H64L63 254H64V256H62V253H61V256H59V259L57 258V257H55V255L58 253H56V254H54V249H52V247H50V245H52V243H51ZM74 242V243H73ZM88 241H87V243H89ZM34 245V247L33 248H30L29 246H31V245ZM59 244H61L60 246H59ZM90 244V243H89ZM49 246V247H48ZM53 251H52V250ZM56 249H57V247H56ZM66 251V252H65ZM33 252H35V253H33ZM61 252V251H60ZM59 252V253H60ZM75 252H77V253H79L80 254V256H78V258L77 259H75L74 258V256H75ZM74 254V255H73ZM57 258V259H56ZM72 259V260H71ZM67 261V262H66ZM58 264V263H57Z\"/></svg>", "mask_w": 264, "mask_h": 264}]
</instances>
